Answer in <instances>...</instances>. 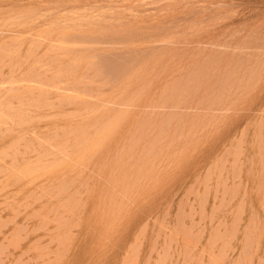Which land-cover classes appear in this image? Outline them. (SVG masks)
<instances>
[{"label": "rangeland", "instance_id": "rangeland-1", "mask_svg": "<svg viewBox=\"0 0 264 264\" xmlns=\"http://www.w3.org/2000/svg\"><path fill=\"white\" fill-rule=\"evenodd\" d=\"M0 45H1L0 56L3 57V58L1 57L2 59L0 58V112H1L0 113V138H1L0 145H2L0 146V264H55V263L83 264L85 262H86L85 264H122L123 262H124L123 264H134V263L135 264H160V263L194 264L195 261H196L195 264H205V263L206 264H218V263L219 264H257V263L263 264L264 263V252H263L264 251V230H263L264 229V212H263L264 211V181L260 180V179L264 180L263 178L264 173H262L264 172V166L261 167V165H264V152L262 153V150L264 151V144H263L264 134H262L264 133L263 131L264 130V122H263L264 120V112H263L264 111V0H0ZM2 51L4 54L2 53ZM160 52L162 53V56L156 55L157 57L155 61L154 55L157 53L161 55ZM83 54L84 55L87 54V56H89L88 54H90L91 57L89 58L91 60L89 59L90 61H86L85 59L88 58L86 57L84 59L86 61L85 62L83 59L80 58L83 56ZM76 55H78L77 57H79L80 59H76L75 57ZM165 55L167 56L165 57ZM223 57L225 61L223 60ZM159 59L161 64L158 62ZM221 59L223 61L222 66H225L224 64H228L226 65V67L227 66L228 67L226 70L225 67L221 66L222 70L219 71L220 77H222L223 74L225 77V74L227 73L226 71H228V73L231 75H229L228 73L227 74L232 78L230 79L231 81H229L228 79L230 77H228V79L225 80V78L228 76L227 74L224 79L223 77L220 79L219 76L214 75L216 76L217 79L219 78V81H222V79H223L222 82L225 81L224 85L221 83L222 87L220 86V84L218 85V80L216 81V79L215 80L213 79L214 76L212 78L210 77L209 80L206 79L207 77H209L208 75L211 72H214V70H216V67H214L213 65L217 64L219 60L221 61ZM81 60H83L82 63ZM154 61L157 64L158 63L159 64L157 65ZM179 61L181 63H179ZM97 64L100 65L98 66ZM144 64L145 65L147 64L148 67L145 66ZM170 64H172L171 67L173 69L169 67ZM138 65L140 67L141 65H143L142 68L145 69L147 67V69H149V70L145 69V72H143L145 75L141 72L144 78L146 76V79L143 80L144 82L141 81L144 78L140 77L142 76L140 75L136 77V82L133 83L134 84L133 87L132 85L128 84L127 81H126V85L128 84L131 87L128 85L126 86L124 81L127 80V78L132 74L131 72L134 71L133 69H135ZM212 66L214 67L213 69L211 68ZM168 67L170 68V70L168 69ZM166 68H167V72H165ZM228 68L230 69V71ZM128 73L130 75H128ZM257 76L258 78H256ZM139 77L141 78V80H137L140 79ZM236 78L237 80H235ZM191 80L193 82H191ZM253 80H255V82H253ZM206 81L208 82L210 81L212 83L210 84V82L207 83ZM215 82H217V85L219 87L215 86L216 84L215 85L213 84ZM227 83L231 85L229 86ZM208 84L212 85L211 86L212 88L209 87L210 90H208L207 88V86H210ZM232 84H234V86ZM104 85L105 87H103ZM150 85L152 86L150 87ZM196 86L198 88H196ZM227 86L228 88H226ZM166 87L168 89H164ZM192 87L193 89L194 88L198 89V91L194 89L195 90L194 92L192 90ZM200 87L202 90L203 88L204 89L207 88L206 89L207 92L206 90H204L205 93L200 92L201 91ZM213 87L216 89H213ZM178 88L180 90L186 88L190 89V91L189 90L186 91L187 94L185 95L183 94V95L185 97L189 96L186 99H189L191 97L193 98L186 101L183 95L177 96ZM224 88L227 91L225 93L222 92ZM146 89L148 90L150 89V90L148 91ZM227 89L228 90L230 89L229 90L230 92ZM163 90H165V92ZM121 91H122V95H120ZM143 91L146 94L145 98H144L145 94ZM209 91L211 92L209 93ZM142 92L143 94H141ZM147 92L150 97L148 99H147L148 97ZM151 92L152 95L150 96ZM197 92L200 93H198L197 95ZM131 93H132V97H131ZM207 93L209 97L205 96L207 95ZM200 94L203 95V97H201ZM210 94L211 96L213 95V97H211ZM136 95L138 96V98L142 97L140 98L141 100L142 99L145 100L141 101L140 99L135 97ZM225 95H227V97H225L226 99L224 100ZM157 96L160 99H158ZM198 96L200 98H198ZM133 97H135V99ZM152 98H153L152 102L154 104L150 102ZM177 98L179 99V101L176 100ZM194 99L196 100L195 105H194L195 103ZM207 99H210L211 101L208 100L209 101L208 102ZM137 100H140V102ZM147 100L149 103L147 102ZM220 100H222L223 102H220ZM135 101H137V103H135ZM182 101L183 102L186 101L185 104ZM155 103L157 104L159 109L157 108ZM208 103L209 106H206L208 105ZM149 104H151V106H149ZM183 104H184V108H183ZM88 105H90L91 107H89ZM154 108L155 110H153ZM194 108L195 110H193ZM197 108L200 110H198ZM26 109H29V111ZM121 109L122 111H124L125 114H129L130 116L129 115L125 116L122 114V116H124V118H121L123 122L121 124V127H119L120 129L118 128V130L116 131L118 132L120 130L122 132L120 133L119 131L116 137L114 134L112 140H110L112 142L114 141L113 143L116 142L115 146L111 147L112 144L109 145L111 143L109 141L110 142L108 143L109 147L106 145L107 146L106 148L105 146H103L104 148L102 147L104 150L99 149L103 151V153H101L100 151L99 153L101 154H98L99 150L97 151L95 150L94 152H92L95 153L94 154L95 156L89 152V156H87L88 160L84 156H83L84 158H82L84 160H82L80 157H78V159L80 158V160H78L76 158L78 155L75 154L78 153V151L75 150L74 147L75 146L74 143L76 142V137L74 135L77 136L78 133L75 132H78V129H80V127L81 129L83 128L82 130H84L85 127L86 130L89 129L90 133L92 134L91 130L94 131L95 128L92 129L91 127L93 125L91 124L97 123L95 122L96 119L93 117L97 116L98 118L97 117L96 118L97 120H99V122L102 121L104 118L102 122H105L108 121V119L111 118L112 115H115V117H120L121 115L119 116L118 114L116 116V114L120 112ZM108 110H109L108 114H110V112H113V114L112 113L110 114L111 116L105 113ZM112 110L116 111V113H114V111ZM125 110H127V112ZM139 110L141 113L139 112ZM148 110L149 113L151 112L150 114L148 113ZM144 111H146L145 114L142 113ZM155 111H157V113ZM178 112L181 114H179ZM189 112H191L192 115L190 114L189 116ZM134 113L137 115L138 118L137 119L136 116H134V119L135 120L137 119L136 122L134 119H132L133 115H135ZM153 113H156L157 119L155 118V114ZM158 114H160V116ZM163 114L165 115V117ZM145 115H147L148 117H145ZM102 116L103 118L101 120ZM176 116L179 117L175 121ZM187 116H189L190 118L189 117L187 118ZM192 116H194L195 118L198 117H202V118L194 119ZM83 117L85 118L82 119ZM126 118L130 120L132 119L133 122L132 120L130 121L127 120ZM162 119L164 120V122L162 121ZM202 119L203 121H200ZM258 119H260L261 121ZM92 120L95 123H91L89 125L90 127L85 126L88 125L89 122H91ZM144 120L145 123H143ZM153 120H155V122L158 121V124L160 120L162 122H160V124L157 125L158 126L157 127L156 126L157 123H155ZM187 120L189 121V123L187 122ZM125 121L127 123L126 126L123 125ZM152 121L155 124L151 125ZM165 121L166 124H164ZM183 121L185 122V124ZM206 121L209 123H206ZM147 122L150 123L151 130L152 128L154 129L156 126V129H154V131L152 132L153 134H155L156 133L155 130L158 131L160 127L161 129L162 127L165 129L164 131L165 133L162 130V134L164 133L162 136L165 135V137H161L162 144L165 145L162 146L160 140L158 144L159 149L158 151L155 150L156 152L155 155L158 152L160 157L157 154L156 155L157 157L153 156L152 158L154 159L156 157L152 162L153 163L152 165H155L154 163L156 161L159 164L156 162L155 166L153 167H150L152 165L149 166L150 168H152L151 171L150 168L149 169L147 168L146 170H144L143 174L135 173L136 174L135 175L134 172H132L134 171V168L133 167L131 168L129 164H131V162L133 163V161L136 162L131 164L134 165L135 169L137 168L136 164H138V166L141 164L142 162L141 159H144L143 149L144 147H146L145 144L148 145L150 143L147 141L146 137L149 138L148 140H152L150 139V137L153 138L154 136L153 134L149 133L151 132V130L148 129L149 125L147 126L148 124ZM170 122L172 125H169ZM195 122H197V124ZM82 123H84V125ZM139 123H141L140 125L144 126V128L149 131H147L146 137L142 136L145 140H143L141 137V142L140 140L139 141L136 140V142H134L135 144L134 143L132 144V142L135 140H133L134 137L132 138L131 135L134 134V132H136V128L137 129L139 128L138 127ZM192 123L197 125L199 130H197L196 129L197 127ZM249 123L251 124L249 125ZM259 123L262 125L260 126V130H261L260 132H258L259 131L258 126L260 125ZM133 124L135 125V127ZM162 124H164V126H162ZM210 124H212L213 126ZM97 125L98 123L95 124V127H97ZM187 125L189 127H187ZM123 126L126 127L127 130L131 128V130H129L130 132L129 131L127 132ZM151 126L154 127L151 128ZM201 127L203 128L202 131H200ZM142 128L143 127L138 129L137 131L141 132ZM170 128H171V132H170ZM132 129L135 131L133 132ZM172 130L175 132L172 133ZM185 130H187L186 132H189L190 134L186 133ZM193 130H195L194 132L197 133L192 132ZM68 131L73 132L72 133L73 135L70 132L68 133ZM208 131H211L209 132L211 136L208 134ZM90 133L88 135H90ZM192 133L194 134L191 135ZM65 134L67 135L65 136ZM135 134L137 135L139 133L137 132ZM150 134L153 136H151ZM17 135L20 136H18L17 138ZM124 135H127V137L126 136L124 137ZM148 135H150V137H148ZM198 135L200 137H198ZM251 135L253 136L251 137ZM120 136L122 138H120ZM128 137L129 139L132 138L130 139L132 141L131 142L129 141V143H127L129 140ZM172 137H175L173 138L174 141L173 139L171 140ZM190 137L192 140L190 139ZM71 138L73 140H71ZM136 138L138 139L139 137L136 136ZM195 138L196 140L199 138L198 143L195 140ZM16 139L18 140V142ZM125 139L127 140L125 141ZM169 139L170 141H168ZM239 139L240 141L242 140L244 141L240 142L238 141ZM250 139H251V143H248L246 140L250 141ZM65 140H68L66 141V144L67 143L69 144L66 145ZM182 141L184 143L180 144V142ZM122 142H125V145H123ZM169 142L171 143L169 144ZM176 142L177 144H174ZM126 144L129 147H127ZM129 144H132V146H130ZM160 144L161 147H159ZM250 144L252 147L250 146ZM121 145H123V148ZM117 146L119 147L117 148ZM138 146H140L139 149ZM193 146L195 148L197 146L199 147H197L196 149L194 148L195 149L194 150L192 149ZM259 146H261L262 148L261 147L259 148ZM120 147L122 149H120ZM165 148H169V149L167 150ZM171 148L173 150H176L177 148L178 151H174L175 153H172ZM185 148H187V150ZM235 148L237 149V151ZM123 149L125 153L122 152ZM130 149L132 151H130ZM240 149L243 151H241ZM253 149L254 151H252ZM48 150H50L49 153ZM110 150L111 152H108ZM115 150L116 152H114ZM118 150L119 152L121 151L120 152L121 154L124 153L126 167L127 165L130 167L123 168L125 167V165L124 166L122 165V167L117 166L118 168L115 166L117 169H115L113 166H112L113 168L111 167V165H113L114 161L116 160V158H118V155L120 154L118 153ZM190 150L192 151L190 152ZM164 151H166L167 153L168 151L170 152L168 153V155H170L168 156L169 158L166 157L167 153L165 155ZM234 151L236 153H234ZM238 151H240L241 153H239ZM129 152H130L129 155L130 157H128ZM44 153L46 154V156ZM132 153L133 155L135 154L134 155L135 157L133 156L134 159L132 158ZM141 153H143V156ZM102 154H104V156L106 155V157H104ZM249 154H251L252 157ZM254 154L255 156H257V158L254 156ZM90 155L92 156L90 157ZM101 156L104 158H101ZM126 156L128 157V159L129 158L130 159L128 160ZM189 156L191 157L189 158ZM249 156L251 158L247 159ZM73 157H75V159ZM95 157L97 159L99 158L98 160L100 162L97 159L96 160L98 162L95 161L94 160ZM60 158L63 159L61 160ZM44 159H45V163H44ZM65 159L67 160L64 161ZM68 159L71 162L68 164L69 165L72 164L71 166L67 164ZM103 159L105 160L104 162L102 161ZM107 159L108 161H106ZM170 159L173 161H171ZM76 160L80 162H77ZM234 160H235L234 162L235 165L233 163ZM63 161L65 164L62 163ZM127 161H129V163ZM166 162L167 164H165ZM46 163H48L49 165L45 167ZM82 163L84 164L86 163L87 165L85 164L86 165L85 166ZM104 164H106V166H104ZM236 164L238 165L237 167ZM96 165L98 166V168ZM63 166H65L64 170L62 168ZM102 166L104 169H102ZM109 166L111 169L109 168ZM220 166L222 167L224 166V168ZM250 166L252 168H250ZM59 167H60V171H59ZM95 167H96V171H95ZM155 167H156V171L155 169H153ZM212 167L215 168L214 170L215 173L210 172L213 171ZM227 167L229 168L227 169ZM235 167L236 168L239 167L238 168L239 171ZM246 167L248 168V172ZM45 168L48 169L46 170ZM122 168L126 170V172L124 171L125 172L124 175L122 173L123 171ZM97 169L99 170V172ZM87 170L90 172H88ZM119 170H121L120 172L122 173L124 178L126 175L127 176L130 175V172H132L130 176L134 174L132 178L139 177L138 180L136 178L133 179L134 181L133 183L128 182L127 185L133 191L132 192L128 190L127 192H129L130 194L124 192L126 190L124 189V187H126L127 189L129 188L125 184L124 179L120 181V179H122L123 176H121L120 178L117 176L118 174L116 175V173H119L118 172ZM44 171H47V173ZM104 171L105 173H103ZM109 171L112 173V175ZM94 172H97L98 174L95 173L94 175L93 174ZM224 172H226L225 173V175L227 174L226 176H224ZM237 172L240 174L241 177L243 176L244 177L243 178H241L240 176L238 177ZM99 173H101V176ZM156 173L158 175H156ZM216 173H218L221 176L218 178L217 177L218 174ZM54 174L55 177L52 178ZM105 174H107L108 176ZM149 174H151L152 177ZM147 175L149 176L148 178ZM207 175H210V178H208L209 176ZM86 176H88L89 178ZM112 176L114 180L110 179L112 178ZM59 177H63V178H59ZM90 177L92 181L93 180L95 181L91 182ZM144 177L147 179H145ZM150 177H151L150 180L151 184L154 183V185L152 184V186L149 181ZM49 178L53 179V180L51 179L52 183ZM67 178H68L67 180L68 184L70 183L68 186L69 188L66 186L67 183H64V180ZM85 178L88 181H86ZM116 178L119 179V183L121 182L120 185L122 184V182H124V184L121 186L123 189L119 190L120 188L118 187L119 185L116 186V184H114L116 183L115 182ZM132 178L129 177L128 179H132ZM225 178L227 180H225ZM232 178L233 181L231 182ZM97 179L98 182L96 183ZM249 179L253 180V182L252 181L250 182ZM59 180L63 182L64 187L61 186L62 183L59 184L58 182ZM139 180H141V182ZM222 180H224L223 183L225 184H221ZM259 180L261 183L260 186L258 182ZM261 181L263 182V184ZM81 182H84L82 184L85 186L81 185ZM109 182H110V186L112 185L111 186L112 189L110 188V191L115 193L116 191L119 190L118 191L119 193L117 192L115 193V195H117L119 199L113 198L116 204L115 209L116 208L119 209V207H121L117 205L116 200H118L120 202V205H122L121 208L125 207L124 209H126V210L124 209L122 210V213L123 214L125 213V215L120 214L121 216L118 217L120 218V220L117 219L118 222L116 220L117 223L114 224V226L116 227L114 228V226L112 225L113 228L111 229V231L110 229L109 231H107L108 228L106 229L103 223L95 222V218H96L95 212L97 213L98 210L97 208L100 205H104V203L106 202L105 200H103V203H100L99 205L98 201L101 200V198L103 199L108 198L107 196H109L111 193L109 191L110 193H108L109 195L107 194L106 197L100 196L102 192H104V188H105V192L106 191L108 192ZM130 182H132V180ZM207 182L208 184L212 185V187L208 184H207L208 187H205ZM257 182H258V186H257ZM28 183L30 184L27 185ZM74 183L80 186L78 187ZM92 183L97 185L94 186ZM140 183L142 184L140 185ZM250 183H252L253 185ZM52 184L53 185L57 184L60 187V189H58L56 185L54 190L52 189L53 190L52 192L51 188H49L53 186ZM113 184L118 188V189L116 188L117 190L114 189L115 187H113L114 186ZM231 184L234 186H232ZM74 185L75 187H73ZM89 185H91V187ZM221 185H223L224 187L222 188ZM86 186L88 187L87 189L85 188ZM251 186L254 187L252 189L253 191L251 190L252 188ZM255 187L257 189H255ZM78 188H80V190ZM49 189L51 190L50 193L52 196L49 193L50 191ZM67 189L71 191L68 193ZM134 189L137 191H135ZM46 190L49 191L47 192ZM77 190H79L78 193ZM121 190L124 194L120 192ZM207 190H209V193ZM63 191H65V193H63ZM84 191L85 193H83ZM229 192H231V195ZM248 192H250V194H248ZM35 193H37L38 196H36L37 194L35 195ZM55 193H57V197ZM131 193H134V197L131 196ZM223 193L225 194V196L223 195ZM85 194L87 196H85ZM68 195H70L71 200L67 199L65 201V205L69 204V207L70 205L72 207V202L74 201L76 202V204L73 203L74 207H72L73 209L70 207L71 208L70 210L68 209L69 207H67V205L65 206L64 204H62L64 203L63 201L65 200L64 199L65 197L69 198ZM228 195L229 198L227 197ZM71 196L74 198H72ZM245 196L248 197L246 198ZM249 196L252 198L250 199ZM35 197H39V198H35ZM81 197L82 199H79ZM77 199H78V203H77ZM223 199L224 200L228 199V201L226 200L227 201L226 202ZM239 200H241V202ZM67 201H70L71 203ZM125 201H128L126 203L127 205L129 204L128 206L125 205L124 203ZM81 202L83 203L85 202L84 205ZM242 202L244 204H242ZM108 203L109 202H107V204ZM107 204L106 206L110 205L112 207V203L108 205ZM249 204L252 207H250ZM50 205H52L53 207ZM57 205L61 207H57ZM79 206H81V208H79ZM110 206L108 207L110 208ZM242 206L245 208H243ZM54 207L55 208L57 207L58 209L57 208L53 209ZM75 207L81 209V211L76 210L77 208ZM82 207L83 208L85 207L84 210L82 209ZM241 207L245 210V211L243 210L244 214H242V211L240 212L239 210ZM106 209L108 208L106 207ZM66 210L67 212L69 211L68 212L69 215L68 213H65ZM73 210L77 212V215ZM82 213H83L82 215L83 218L80 215ZM156 215L158 219L156 218ZM63 218L67 220L65 219L63 220ZM48 221L49 223H47ZM254 221H257L258 223ZM251 223L253 227H250L252 226ZM254 223L257 224L256 228H254L255 227ZM94 228L96 230H94ZM236 228L239 229L240 232H238V230H235ZM230 230L231 232H229ZM94 232L97 235H95ZM98 232L100 235L98 234ZM219 233L220 235H218ZM215 234L217 236H215ZM174 235L177 236L178 238L177 241L179 243L175 241L176 236ZM187 236H189L188 239ZM254 236L256 237L255 239ZM107 237L109 238L107 239ZM88 238L90 241H88ZM103 238L104 240L102 242ZM185 238L187 239L188 242H186ZM91 239H93L92 242ZM98 239H100V241ZM183 239L185 240V242L183 241ZM171 240L173 241L172 243H170ZM254 240L257 241L253 243L252 241ZM77 241L79 245L77 244ZM95 241L97 244L95 243ZM60 243H62L63 245L59 246ZM74 243H76V246H74ZM183 243L185 246L183 245ZM95 244L97 246H95ZM179 244L181 246H179ZM103 245L105 246L103 247ZM92 247H94L95 249L94 248L92 249ZM239 247L240 249H238ZM95 251L97 255H95ZM182 253L183 255H181ZM135 256L139 257L137 261H135L136 260ZM97 257L98 259L96 260ZM131 257H133L135 260L131 259ZM194 257L196 259H194ZM163 259L165 260V262ZM131 260L133 262H131Z\"/></svg>", "mask_w": 264, "mask_h": 264}, {"label": "bare ground", "instance_id": "bare-ground-1", "mask_svg": "<svg viewBox=\"0 0 264 264\" xmlns=\"http://www.w3.org/2000/svg\"><path fill=\"white\" fill-rule=\"evenodd\" d=\"M8 14H9V13H8ZM106 15H107V14H106ZM23 16H24V15H23ZM19 18H20V17H19ZM18 20H19V19H18ZM51 20H52V19H51ZM10 21H11V20H10ZM115 22H116V21H115ZM23 23H24V22H23ZM23 23H22V24H23ZM100 23H101V22H100ZM102 24H103V23H102ZM99 25H100V24H99ZM105 25H106V24H105ZM111 25H112V24H111ZM5 27H6V26H5ZM95 27H97V26H95ZM99 27H100V26H99ZM101 27H102V26H101ZM84 28H85V27H84ZM88 28H89V27H88ZM92 28H93V27H92ZM128 28H129V27H128ZM101 29H102V28H101ZM103 29H104V28H103ZM106 29H107V28H106ZM106 29H105V30H106ZM119 29H120V28H119ZM121 30H122V29H121ZM114 32H115V31H114ZM4 35H5V34H4ZM83 36H84V35H83ZM41 37H42V36H41ZM59 37H60V36H59ZM61 37H62V36H61ZM80 39H81V38H80ZM69 40H70V39H69ZM10 41H11V40H10ZM35 42H36V41H35ZM70 43H71V42H70ZM81 43H82V42H81ZM143 43H144V42H143ZM35 44H36V43H35ZM100 44H101V43H100ZM1 45H2V44H1ZM1 45H0V46H1ZM5 45H7V44H5ZM59 45H60V44H59ZM86 45H87V44H86ZM49 46H50V45H49ZM69 46H70V45H69ZM239 46H240V45H239ZM75 47H76V46H75ZM91 47H92V46H91ZM2 48H3V47H2ZM48 48H49V47H48ZM86 48H87V47H86ZM86 48H85V49H86ZM6 49H7V48H6ZM56 49H57V48H56ZM64 49H65V48H64ZM67 49H69V48H67ZM8 50H9V49H8ZM78 50H79V49H78ZM176 50H177V49H176ZM210 50H211V49H210ZM6 51H7V50H6ZM233 51H234V50H233ZM33 52H34V51H33ZM151 52H152V51H151ZM2 53H3V51H2ZM9 53H10V52H9ZM95 53H96V52H95ZM165 53H166V52H165ZM230 53H231V52H230ZM0 54H1V53H0ZM3 54H4V53H3ZM160 54H161V55H159V54L157 53V54L154 55V56H155V61H156V57H157L156 55H158V56H162V53H161V52H160ZM169 54H170V53H169ZM169 54H168V55H169ZM171 54H172V53H171ZM252 54H253V53H252ZM5 55H6V54H5ZM85 55H86V56H85ZM85 55L83 54V56L80 57V58L84 60L86 57H88V58H86L85 60H86V61H90L91 59H90L89 57H91V55H90V54H88L89 56H87V54H85ZM238 55H240V54H238ZM77 56H78V55L75 56L76 59H80V58L77 57ZM166 56H167V55H165V57H166ZM233 56H234V55H233ZM256 56H257V55H256ZM1 57H2V56H0V58H1ZM92 57H93V55H92ZM2 58H3V57H2ZM2 58H1V59H2ZM130 58H131V57H130ZM158 58H159V57H158ZM161 58H162V57H161ZM208 58H209V57H208ZM89 59H90V60H89ZM134 59H135V58H134ZM167 59H168V58H167ZM210 59H211V58H210ZM239 59H240V58H239ZM241 59H242V58H241ZM83 60H81V63H82ZM85 60H84V61H85ZM157 60H158V59H157ZM174 60H175V59H174ZM202 60H203V59H202ZM223 60L225 61L224 57H223ZM250 60H251V59H250ZM255 60H256V59H255ZM258 60H260V59H258ZM77 61H78V60H77ZM86 61H85V62H86ZM152 61H153V60H152ZM155 61H154V62H155ZM175 61H176V60H175ZM175 61H174V63H175ZM214 61H215V59H214ZM48 62H49V61H48ZM158 62L161 64L160 59H159ZM172 62H173V60H172ZM220 62H221V63H220ZM231 62H232V61H231ZM87 63H88V62H87ZM155 63H156V62H155ZM159 63H158V64H159ZM170 63H171V62H170ZM179 63H181V62L179 61ZM91 64H92V62H91ZM156 64H157V63H156ZM158 64H157V65H158ZM206 64H207V63H206ZM206 64H205V65H206ZM262 64H263V63H262ZM97 65L99 66L100 64H97ZM144 65H145V64H144ZM154 65H155V64H154ZM163 65H164V64H163ZM163 65H162V66H163ZM171 65H172V64H170L169 67H171ZM181 65H182V64H181ZM207 65H208V64H207ZM211 65H212V64H211ZM211 65H210V66H211ZM215 65H216V66H215ZM215 65H213V66L216 67V70H214V72H211V70L214 68V67L212 66V67H211L212 69L210 70L211 73L209 74V72H208V74H209L208 76H209V77H207L206 79L209 80V78H210V77L212 78L214 75L219 76L220 79H221L222 77H223V79L226 77V74L228 73V71H226L227 73L225 74V77H224V74H223L225 71L222 73L223 76H222V74H221L222 77H220L219 71L222 70V67H225L226 70H227V67H228V66L226 67V65H228V64H224L225 66H222V65H223V61H222V59H221V61L219 60L218 63L215 64ZM80 66H81V64H80ZM90 66H91V65H90ZM119 66H120V65H119ZM133 66H134V65H133ZM145 66H147V64H146ZM177 66H179V65H177ZM194 66H195V65H194ZM221 66H222V67H221ZM123 67H124V66H123ZM142 67H143V65H141V67L138 65L135 69H133V70H134L133 72L130 71V72L132 73L131 75L128 73V75H130V76L128 77L129 79L127 78V80L124 81V82H125V85H126V81H127L128 84L132 85V87H133V85H134L133 83L136 82V77L142 75L141 72H142V73L145 72V69H147L148 66H147L145 69L142 68ZM169 67H168V69L170 70ZM173 67H174V66H173ZM175 67H176V66H175ZM185 67H186V66H185ZM162 68H163V67H162ZM171 68H172V67H171ZM188 68H189V67H188ZM201 68H202V66H201ZM220 68H221V69H220ZM225 68H223V69H225ZM237 68H238V67H237ZM260 68H261V66H260ZM172 69H173V68H172ZM174 69H176V68H174ZM205 69H206V68H205ZM228 69H229V68H228ZM233 69H234V68H233ZM147 70H149V69H147ZM147 70H146V71H147ZM157 70H158V68H157ZM169 70H168V71H169ZM181 70H182V69H181ZM202 70H203V68H202ZM256 70H257V69H256ZM160 71H161V70H160ZM160 71H159V72H160ZM175 71H176V70H175ZM206 71H207V70H206ZM229 71H230V69H229ZM165 72H167V68L165 69ZM221 72H222V71H221ZM221 72H220V73H221ZM147 73H148V72H147ZM193 73H194V72H193ZM215 73H217V74H215ZM234 73H235V72H234ZM117 74H118V73H117ZM143 74H144V73H143ZM167 74H170V73H167ZM228 74H229V73H228ZM228 74H227V75H228ZM125 75H126V74H125ZM144 75H145V74H144ZM146 75H148V74H146ZM190 75H191V74H190ZM192 75H193V74H192ZM229 75H231V74H229ZM229 75L225 78V80L228 79V77H230ZM243 75H244V74H243ZM115 76H116V75H115ZM187 76H188V75H187ZM236 76H237V75H236ZM261 76H262V75H261ZM134 77H135V78H134ZM140 77H143V75L140 76ZM140 77H139V78H140ZM233 77H234V76H233ZM248 77H249V76H248ZM259 77H260V76H259ZM143 78H144V77H143ZM219 78L217 79L216 76L213 77L214 80H215V79H216V81L218 80V85L220 84V86L222 87L221 83L224 85V84H225V83H224L225 81L222 82L223 79H222V81H219ZM243 78H244V77H243ZM256 78H258V76H257ZM256 78H254V79H256ZM119 79H120V78H119ZM145 79H146V76H145V78L142 79V80H141V78H140V79H137V80H141V81H143V80H145ZM182 79H183V78H182ZM230 79H232V78L230 77L228 80L231 81ZM261 79H262V78H261ZM123 80H124V79H123ZM193 80H194V79H193ZM196 80H197V79H196ZM233 80H234V79H233ZM233 80H232V81H233ZM235 80H237V78H236ZM242 80H243V79H242ZM258 80H259V79H258ZM120 81H121V80H120ZM141 81H140V82H141ZM151 81H152V80H151ZM174 81H175V79H174ZM181 81H183V80H181ZM240 81H241V80H240ZM143 82H144V81H143ZM166 82H167V81H166ZM191 82H193V81L191 80ZM191 82H190V83H191ZM195 82H196V81H195ZM206 82L209 83L210 81H209V82L206 81ZM206 82H205V83H206ZM219 82H220V83H219ZM246 82H247V81H246ZM253 82H255V80H253ZM94 83H95V82H94ZM99 83H100V82H99ZM131 83H132V84H131ZM138 83H139V82H138ZM211 83H212V82H210V84H211ZM243 83H244V82H243ZM243 83H242V84H243ZM247 83H248V82H247ZM97 84H98V83H97ZM128 84H127V85H128ZM135 84H136V83H135ZM210 84H208V85H210ZM213 84H214V85L216 84L215 86L219 87V86L217 85V82H215V83H213ZM227 84H228V83H227ZM107 85H108V84H107ZM114 85H115V84H114ZM116 85H117V83H116ZM127 85H126V86H127ZM130 85H128V86H130ZM140 85H141V84H140ZM155 85H156V84H155ZM155 85H153V86H155ZM191 85H192V84H191ZM199 85H200V84H199ZM206 85H207V84H206ZM206 85H205V86H206ZM228 85H229V84H228ZM230 85H231V84H230ZM230 85H229V86H230ZM232 85L234 86V84H232ZM65 86H66V85H65ZM123 86H124V85H123ZM151 86H152V85H150V87H151ZM165 86H166V84H165ZM167 86H168V85H167ZM193 86H194V85H193ZM211 86H212V85L207 86L208 90H210L209 87L212 88ZM250 86H251V85H250ZM100 87H101V86H100ZM103 87H105V85H104ZM115 87H116V86H115ZM130 87H131V86H130ZM137 87H138V86H137ZM172 87H173V86H172ZM181 87H182V86H181ZM203 87H204V86H203ZM224 87H225V86H224ZM241 87H242V86H241ZM243 87H245V86H243ZM251 87H252V86H251ZM251 87H250V88H251ZM85 88H86V87H85ZM127 88H128V87H127ZM134 88H135V87H134ZM179 88H180V87H179ZM179 88H178L179 91L177 90V94H178L177 96H179V95L181 96V95H183V94L185 95V94H187L186 91H188V90L190 91V89H187V88H186V89H183V90H180ZM183 88H184V87H183ZM196 88H198V87L196 86ZM196 88H194V89H196ZM204 88H205V87H204ZM204 88H203V90H202L201 87H200V89H201L200 92H204V90L207 89V88H206V89H204ZM226 88H228V86H227ZM245 88H247V87H245ZM79 89H80V88H79ZM150 89H151V88H150ZM150 89H149V90H150ZM164 89H168V88L166 87V88H164ZM194 89H193V87H192V90L195 92ZM213 89H216V88L213 87ZM213 89H211V90H213ZM248 89H249V88H248ZM251 89H252V88H251ZM124 90H125V89H124ZM124 90H123V91H124ZM130 90H131V89H130ZM132 90H133V89H132ZM146 90H148V89H146ZM149 90H148V91H149ZM219 90H220V89H219ZM221 90H222V89H221ZM223 90H224V91H223ZM223 90H222V92H224V93L227 92V91L225 90V88H224ZM227 90H228V89H227ZM229 90H230V89H229ZM229 90H228V91H229ZM243 90H244V89H243ZM163 91L165 92V90H163ZM196 91H198V89H196ZM215 91H216V90H215ZM235 91H236V90H235ZM92 92H93V91H92ZM126 92H127V90H126ZM129 92H130V91H129ZM143 92H144V91H143ZM143 92H142L141 94H143ZM172 92H173V91H172ZM172 92H171V93H172ZM200 92H197V95H198V93H200ZM206 92H207V90H206ZM210 92H211V91H209V93H210ZM217 92H218V91H217ZM219 92H220V91H219ZM229 92H230V91H229ZM239 92H240V91H239ZM239 92H238V93H239ZM86 93H87V91H86ZM117 93H118V92H117ZM139 93H140V91H139ZM157 93H158V92H157ZM171 93H170V94H171ZM191 93H192V92H191ZM204 93H205V92H204ZM204 93H203V94H204ZM213 93H214V92H213ZM123 94H125V93H123ZM129 94H130V93H129ZM129 94H128V95H129ZM144 94H145V92H144ZM193 94H194V93H193ZM221 94H222V93H221ZM227 94H228V93H227ZM248 94H249V93H248ZM120 95H122V91H121V94H120ZM128 95H127V96H128ZM137 95H138V94H137ZM137 95H136L135 97L138 98ZM147 95H148V92H147ZM151 95H152V92H151L150 96H151ZM160 95H162V94H160ZM184 95H183V96H184ZM188 95H189V94H188ZM188 95H187V96H188ZM191 95H192V94H191ZM195 95H196V94H195ZM200 95H201V94H200ZM230 95H231V94H230ZM18 96H19V95H18ZM183 96H182V97H183ZM205 96H208V93H207V95H205ZM205 96H204V97H205ZM210 96H211V94H210ZM83 97H84V95H83ZM102 97H103V96H102ZM128 97H129V96H128ZM131 97H132V93H131ZM135 97H133V98L135 99ZM145 97H146V94H145L144 98H145ZM173 97H174V96H173ZM184 97H185V96H184ZM188 97H189V96H188ZM188 97H185V99L188 98ZM201 97H203V95H201ZM208 97H209V96H208ZM211 97H213V95H212ZM225 97H227V95L224 96V100L226 99ZM237 97H238V96H237ZM99 98H100V97H99ZM126 98H127V97H126ZM140 98H142V97H139L138 99H140ZM148 98H150L149 95H148L147 99H148ZM155 98H156V95H155ZM157 98H158V96H157ZM178 98H181V97H178ZM178 98H177L176 100L179 101ZM191 98H193V97H191ZM191 98H189V99H191ZM198 98H200V97L198 96ZM222 98H223V97H222ZM228 98H229V97H228ZM76 99H77V98H76ZM90 99H91V98H90ZM108 99H110V98H108ZM158 99H160V98H158ZM189 99H186V101L189 100ZM195 99H197V98H195ZM195 99H194V100H195ZM233 99H234V98H233ZM237 99H238V98H237ZM8 100H9V99H8ZM21 100H23V99H21ZM140 100H141V99H140ZM140 100H137V101L140 102ZM142 100H143V99H142ZM142 100H141V101H142ZM144 100H145V99H144ZM144 100H143V101H144ZM180 100H181V99H180ZM182 100H183V98H182ZM208 100H210V99H207V101H208ZM218 100H219V99H218ZM235 100H236V99H235ZM2 101H3V100H2ZM2 101H1V102H2ZM24 101H25V100H24ZM92 101H93V100H92ZM137 101H135V103H137ZM152 101H153V98H152V100H151L150 102H152ZM186 101H185V102H186ZM198 101H200V100H198ZM210 101H211V100H210ZM76 102H77V101H76ZM109 102H110V101H109ZM128 102H129V101H128ZM139 102H138V103H139ZM147 102H148V100H147ZM158 102H159V101H158ZM162 102H163V101H162ZM167 102H168V101H167ZM167 102H166V103H167ZM173 102H174V101H173ZM182 102H183V101H182ZM185 102H183V103L185 104ZM191 102H192V101H191ZM191 102H190V103H191ZM208 102H209V101H208ZM220 102H223V101L220 100ZM94 103H95V102H94ZM148 103H149V102H148ZM152 103H153V102H152ZM159 103H160V102H159ZM171 103H172V102H171ZM199 103H201V102H199ZM204 103H205V101H204ZM212 103H213V102H212ZM218 103H219V101H218ZM218 103H217V104H218ZM130 104H132V103H130ZM153 104H154V103H153ZM155 104H156V103H155ZM184 104H183V108H184ZM195 104H196V100H195L194 105H195ZM225 104H226V103H225ZM90 105H91V104H90ZM90 105H88V106L91 107ZM139 105H140V104H139ZM144 105H145V104H144ZM186 105H187V104H186ZM190 105H191V104H190ZM192 105H193V104H192ZM202 105H203V103H202ZM231 105H232V104H231ZM231 105H230V106H231ZM85 106H86V105H85ZM127 106H128V105H127ZM129 106H130V105H129ZM149 106H151V104H149ZM156 106H157V104H156ZM166 106H167V105H166ZM196 106H197V105H196ZM206 106H209V103H208V105H206ZM15 107H16V106H15ZM138 107H139V106H138ZM144 107H145V106H144ZM152 107H153V105H152ZM152 107H151V109H152ZM154 107H155V106H154ZM163 107H164V106H163ZM194 107H195V106H194ZM200 107H201V106H200ZM27 108H28V107H27ZM36 108H37V107H36ZM76 108H77V107H76ZM105 108H106V107H105ZM142 108H143V107H142ZM147 108H149V107H147ZM157 108H158V106H157ZM180 108H181V107H180ZM186 108H187V107H186ZM195 108H196V107H195ZM195 108H194L193 110H195ZM198 108H199V107H198ZM198 108H197V109H198ZM14 109H15V108H14ZM53 109H54V108H53ZM78 109H79V108H78ZM88 109H89V108H88ZM107 109H108V108H107ZM124 109H125V108H124ZM158 109H159V108H158ZM158 109H157V110H158ZM191 109H192V108H191ZM205 109H207V108H205ZM205 109H204V110H205ZM212 109H213V108H212ZM228 109H229V108H228ZM228 109H227V110H228ZM7 110H8V109H7ZM17 110H18V109H17ZM26 110L29 111V109H26ZM79 110H80V109H79ZM109 110H110V109H109ZM109 110L106 111L105 113L108 114ZM143 110H144V109H143ZM143 110H141V111H143ZM145 110H146V109H145ZM153 110H155V108H154ZM179 110H180V109H179ZM184 110H185V109H184ZM184 110H183V111H184ZM198 110H200V109H198ZM201 110H203V109H201ZM216 110H217V109H216ZM11 111H13V110H11ZM14 111H16V110H14ZM22 111H23V110H22ZM33 111H34V110H33ZM74 111H75V110H74ZM112 111H114V110H112ZM125 111L127 112V110H125ZM130 111H131V110H130ZM146 111H147V110H146ZM146 111H144V112H142V113L145 114ZM159 111H160V110H159ZM180 111H181V110H180ZM221 111H222V110H221ZM7 112H8V111H7ZM9 112H10V111H9ZM20 112H21V110H20ZM20 112H19V113H20ZM132 112H133V111H132ZM139 112H140V110H139ZM139 112H138V113H139ZM155 112L157 113V111H155ZM167 112H168V111H167ZM167 112H166V113H167ZM172 112H173V111H172ZM194 112H195V111H194ZM202 112H203V111H202ZM261 112H262V111H261ZM263 112H264V111H263ZM0 113H1V112H0ZM4 113H5V112H4ZM75 113H76V112H75ZM75 113H73V114H75ZM77 113H78V112H77ZM84 113H85V112H84ZM111 113L113 114V112H110V114H111ZM114 113H116V111H114ZM140 113H141V112H140ZM148 113H149V110H148ZM148 113H147V114H148ZM150 113H151V112H150ZM150 113H149V114H150ZM156 113H153V114H155V118L157 119V117H156V116H157ZM160 113H161V112H160ZM162 113H163V112H162ZM178 113H179V112H178ZM187 113H188V112H187ZM198 113H199V112H198ZM205 113H206V112H205ZM208 113H209V112H208ZM224 113H225V112H224ZM5 114H6V113H5ZM7 114H8V113H7ZM69 114H70V113H69ZM110 114H108V115L111 116ZM118 114H119V116H120V115H121V116H120V117H115V115H112V117L109 118L108 121H105V122H102V121L104 120V118H103V116H102V117H101V120H102V118H103V120L100 121L101 123L99 122V120H97L98 117L95 115L97 118H96V117H93V118H95V119H96V120L94 119L95 122L98 123L97 127H95V124H97V123L93 122V120H92L91 122H89L88 125H85V126L88 127L91 123H95V124H91V125H93L91 128H92V129L95 128V130H94V131L91 130V132H92V134H93V132H94V134H96V135L93 134V136H92V134L90 133V130H89L88 128H87L88 130H86L85 127H84V130H82L83 128L81 129V127H80V129L77 128V129H78V132H75V133H78L79 135H78V134H77V136L74 135V136L76 137V142H75V143L73 142L75 146L72 145V146L75 147V150L78 151V153H75V154L78 155V156L76 157L77 159H78V157H80L81 159L84 158V157L87 158V156H89V152L92 153V152H94L95 150L97 151V150H99V149H103V148H104L103 146H105V148H106V147L108 146V143H110V142H111V143H110L109 145L112 144L111 147L115 146V143H116V142L113 143L114 141L112 142V141H110V140H112L114 134H115V137H116V135H118L117 133L120 131V130H119L118 132H116V131L118 130V128L121 127V124H122V122H123V120H122L121 118H124V116H122V114L125 115V116H126V115H127V116L129 115V114H125L124 111H122V109L120 110V112H118V113L116 114V116H117ZM134 114H135V113H134ZM144 114H143V116H144ZM164 114H165V113H164ZM164 114H163V115H164ZM179 114H181V113H179ZM190 114H191V112H189V116H190ZM193 114H194V113H193ZM200 114H201V113H200ZM9 115H10V114H9ZM21 115H22V114H21ZM33 115H34V114H33ZM38 115H39V114H38ZM71 115H72V113H71ZM71 115H70V116H71ZM78 115H79V114H78ZM81 115H82V114H81ZM98 115H99V114H98ZM108 115H107V116H108ZM158 115L160 116V114H158ZM167 115H168V114H167ZM191 115H192V114H191ZM202 115H203V114H202ZM206 115H207V114H206ZM210 115H211V114H210ZM216 115H217V114H216ZM3 116H4V115H3ZM25 116H26V115H25ZM90 116H91V115H90ZM104 116H105V115H104ZM129 116H130V115H129ZM134 116H136V118H137V115L135 114V115H133L132 119H134ZM138 116H139V115H138ZM150 116H151V115H150ZM150 116H149V117H150ZM153 116H154V115H153ZM184 116H186V115H184ZM189 116H187V118H188ZM194 116H195V115H194ZM194 116H192L194 119L202 118V117L195 118ZM196 116H197V115H196ZM200 116H201V115H200ZM1 117H2V116H1ZM49 117H50V116H49ZM75 117H76V116H75ZM113 117H114V118H113ZM145 117H148V116L145 115ZM164 117H165V115H164ZM178 117H179V116H178ZM178 117H177V116L175 117V118H176L175 121L177 120ZM224 117H225V116H224ZM22 118H23V117H22ZM37 118H38V117H37ZM37 118H36V119H37ZM84 118H85V117H83L82 119H84ZM127 118H128V117H127ZM127 118H126V119H127ZM151 118H153V117H151ZM155 118H154V119H155ZM189 118H190V117H189ZM253 118H254V117H253ZM29 119H30V118H29ZM46 119H47V117H46ZM50 119H51V118H50ZM132 119H131V120H132ZM137 119H138V118H137ZM137 119H136V120H137ZM139 119H140V118H139ZM143 119H144V118H143ZM147 119H148V118H147ZM159 119H161V118H159ZM179 119H180V118H179ZM182 119H183V118H182ZM56 120H57V119H56ZM75 120H76V119H75ZM90 120H91V119H90ZM90 120H89V121H90ZM127 120H130V119H127ZM131 120H130V121H131ZM134 120H135V119H134ZM136 120H135V122H136ZM145 120H146V119H145ZM145 120H144L143 123H145ZM190 120H192V119H190ZM258 120H260V119H258ZM258 120H257V121H258ZM262 120H263V119H262ZM23 121H24V120H23ZM27 121H28V120H27ZM68 121H69V120H68ZM141 121H142V120H141ZM148 121H150V120H148ZM153 121L155 122V120H153ZM153 121H152V122H153ZM162 121L164 122L163 119H162ZM162 121L160 120V122H162ZM168 121H169V120H168ZM179 121H180V120H179ZM184 121H185V119H184ZM184 121H183V122H184ZM197 121H198V120H197ZM200 121H203V119L200 120ZM204 121H205V120H204ZM209 121H210V120H209ZM213 121H214V119H213ZM257 121H256V122H257ZM260 121H261V120H260ZM75 122H77V121H75ZM85 122H86V121H85ZM132 122H133V120H132ZM138 122H139V121H138ZM138 122H137V123H138ZM152 122H151V125L157 123V124H156V126H157V125L160 124V122H159V124H158V121L155 122V123H154V122L152 123ZM187 122L189 123L188 120H187ZM191 122H192V121H191ZM256 122H255V123H256ZM263 122H264V120H263ZM39 123H40V122H39ZM124 123H126V121H125ZM124 123H123V125L126 126L127 123H126V124H124ZM147 123H148L147 126L149 125V126H148L149 128H148L146 125H145V126H146L148 129H150V123H149V122H147ZM179 123H180V122H179ZM188 123H187V124H188ZM195 123L197 124V122H195ZM206 123H209V122L206 121ZM206 123H205V124H206ZM253 123H254V122H253ZM51 124H52V123H51ZM63 124H64V123H63ZM65 124H66V123H65ZM67 124H68V123H67ZM82 124L84 125V123H82ZM85 124H86V123H85ZM140 124H141V123H139V126L137 125V126L139 127L138 129H140L141 127L144 128V126H142V125H140ZM164 124H166V121H165ZM164 124H162V126H164ZM181 124H183V123H181ZM184 124H185V122H184ZM192 124H194V123H192ZM198 124H199V122H198ZM250 124H251V123H249V125H250ZM259 124H260V123H259ZM22 125H23V124H22ZM53 125H54V124H53ZM53 125H52V126H53ZM133 125H134V124H133ZM143 125H144V124H143ZM169 125H172L171 122H170ZM188 125H189V124H188ZM188 125H187V127L190 126V125H189V126H188ZM194 125H195V124H194ZM210 125H212V124H210ZM210 125H209V126H210ZM257 125H258V124H257ZM65 126H66V125H65ZM77 126H78V125H77ZM130 126H131V125H130ZM140 126H141V127H140ZM156 126H155L154 129H156ZM195 126L197 127V125H195ZM212 126H213V125H212ZM260 126H262V125L260 124V125L258 126V127H259V128H258L259 131L257 130L258 132L261 131V130H260ZM36 127H37V126H36ZM75 127H76V126H75ZM89 127H90V126H89ZM123 127H124V126H123ZM128 127H129V126H128ZM134 127H135V125H134ZM152 127H154V126H151V128H152ZM157 127H158V126H157ZM159 127H160V126H159ZM174 127H176V126H174ZM174 127H173V128H174ZM180 127H181V126H180ZM180 127H179V128H180ZM202 127H204V126H202ZM202 127H201V130H200V131H202V129H203ZM207 127H208V126H207ZM59 128H60V127H59ZM71 128H72V126H71ZM91 128H90V129H91ZM124 128L126 129V127H124ZM132 128H133V127H132ZM143 128H142V130H141V132L143 131L142 133H141L140 131H137V130H138L137 128H136V132H134L135 130L132 129L133 132H134V134L137 133V132L139 133V134H137V135H136V134H135V135H134V134L131 135L132 138L134 137L133 140H135V141L132 142V144H133L134 142H136V140H138V141L140 140V142H141V137H142V136H144V137L147 136V131H149V130H147V129H145V128H144V130H143ZM165 128H166V127H165ZM167 128H169V127H167ZM173 128H172V129H173ZM205 128H206V126H205ZM54 129H55V128H54ZM119 129H120V128H119ZM121 129H122V128H121ZM125 129H124V130H125ZM154 129H153V128H152V130L150 129L151 132H149V133L153 134L152 132L154 131ZM157 129H158V128H157ZM183 129H184V128H183ZM187 129H188V128H187ZM189 129H190V128H189ZM196 129L199 130L198 127H197ZM246 129H247V127H246ZM129 130H131V128H130ZM129 130L126 129L127 132H128ZM145 130H146V131H145ZM162 130H163V132L165 131V129H164L163 127H162V129H161V127H160V129H158V131L155 130L156 133L153 134L154 136L150 134L151 136H153V138L150 137V135H148V137H150V139H152V140H148L149 138L146 137L147 141L150 142V143H149L148 145L145 144L146 147H144V149H143V147H142V145H141V147H142V149H143V153H144V159H141L142 162H141V160H140L141 164L139 163V164H140L139 166H138V164H136V165H137V168H136V169H135L134 165H131V164L136 163V162L133 161V163L131 162V164H129V165L131 166V168H132V167L134 168V171H132L133 169L131 170L132 172H134V174H135V173H139V174L142 173V174H143V173H144V170H146L147 168L149 169L150 167H153V166L156 165V162H157V161L154 163L155 165H152V164H153L152 162H153L154 159L157 157L156 155L158 154V152H157V154L155 155V153H156L155 150L158 151V149H159V148H158V144H159V141H160V140H161L160 143L162 144V139H161V137H165V135L162 136V135L165 133V132H164V133L162 134ZM173 130H174V129H173ZM173 130H172V133L175 132V131H173ZM176 130H177V129H176ZM179 130H181V129H179ZM262 130H263V129H262ZM166 131H167V130H166ZM177 131H178V130H177ZM186 131H187V130H185V132H186ZM194 131H195V130H193L192 132H194ZM200 131H199V132H200ZM211 131H212V130H211ZM211 131H208V134H209V132H211ZM263 131H264V130H263ZM9 132H10V131H9ZM69 132H70L71 134L73 133V132H71V131H68V133H69ZM115 132H116V133H115ZM121 132H122V131H120V133H121ZM129 132H130V131H129ZM170 132H171V128H170ZM178 132H179V131H178ZM199 132H198V133H199ZM204 132H205V130H204ZM17 133H18V132H17ZM24 133H25V132H24ZM24 133H23V134H24ZM53 133H54V132H53ZM64 133H65V132H64ZM89 133H90L91 136L88 135ZM131 133H132V132H131ZM140 133H141V134H140ZM149 133H148V134H149ZM180 133H181V131H180ZM180 133H179V134H180ZM186 133H189V132H186ZM186 133H185V134H186ZM194 133H197V132H194ZM194 133H192L191 135H193ZM252 133H253V132H252ZM15 134H16V133H15ZM49 134H50V133H49ZM51 134H52V133H51ZM170 134H171V133H170ZM174 134H175V133H174ZM174 134H172V135H174ZM177 134H178V133H177ZM189 134H190V133H189ZM206 134H207V133H206ZM211 134H212V133H211ZM240 134H241V133H240ZM257 134H258V133H257ZM259 134H260V133H259ZM262 134H264V133H262ZM61 135H62V134H61ZM66 135H67V134H65V136H66ZM72 135H73V134H72ZM72 135H70V136H72ZM133 135H134V136H133ZM138 135H139V136H138ZM167 135H168V134H167ZM172 135H171V136H172ZM181 135H182V133H181ZM186 135H187V134H186ZM195 135H196V134H195ZM209 135H210V134H209ZM209 135H208V136H209ZM18 136H20V135H17V138H18ZM59 136H60V135H59ZM63 136H64V135H63ZM121 136H123V135H121ZM121 136H120V138H122ZM125 136L127 137V135H124V137H125ZM131 136H129V137H131ZM136 136L139 137V138L137 139ZM183 136H184V135H183ZM188 136H189V135H188ZM188 136H187V137H188ZM210 136H211V135H210ZM245 136H246V134H245ZM252 136H253V135H251V137H252ZM75 137H74V138H75ZM117 137H118V136H117ZM129 137H128V139H129ZM179 137H180V136H179ZM179 137H178V138H179ZM198 137H200V136L198 135ZM259 137H260V136H259ZM261 137H262V136H261ZM22 138H23V137H22ZM53 138H54V137H53ZM56 138H57V137H56ZM77 138H78V140H77ZM132 138H130V139H132ZM135 138H136V139H135ZM166 138H167V137H166ZM168 138H169V137H168ZM173 138H175V137H172L171 140H172ZM205 138H206V137H205ZM244 138H245V137H244ZM263 138H264V136H263ZM0 139H1V138H0ZM67 139H70V138H67ZM117 139H118V138H117ZM130 139L128 140L127 143H129V141H130V142L132 141V140H130ZM142 139L145 140L143 137H142ZM181 139H182V138H181ZM184 139H186V138H184ZM190 139H191V137H190ZM193 139H194V138H193ZM198 139H199V138H198ZM198 139L196 140V138H195V140L197 141V143H198ZM255 139H256V138H255ZM16 140H17V139H16ZM22 140H23V139H22ZM50 140H51V139H50ZM54 140H55V139H54ZM71 140H73V139L71 138ZM74 140H75V139H74ZM119 140H120V139H119ZM126 140H127V139H125V141H126ZM178 140H180V139H178ZM191 140H192V139H191ZM203 140H204V139H203ZM260 140H261V138H260ZM20 141H21V139H20ZM57 141H58V139H57ZM63 141H64V140H63ZM66 141H68V140H65V144H66ZM109 141H110V142H109ZM138 141H137V142H138ZM147 141H146V142H147ZM168 141H170V139H169ZM173 141H174V139H173ZM173 141H172V143H173ZM183 141H184V140H183ZM183 141L180 142V144H181V143H184ZM186 141H187V140H186ZM238 141H240V139H239ZM243 141H244V140H242V141H240V142H243ZM246 141H247L248 143H251V139H250V141H248V140H246ZM8 142H9V141H8ZM17 142H18V140H17ZM53 142H54V141H53ZM55 142H56V141H55ZM59 142H60V141H59ZM59 142H58V144H59ZM118 142H119V141H118ZM118 142H117V143H118ZM166 142H167V139H166ZM192 142H193V141H192ZM260 142H261V141H260ZM263 142H264V140H263ZM143 143H145V142H143ZM163 143H165V142H163ZM170 143H171V142H169V144H170ZM202 143H204V142H202ZM219 143H220V142H219ZM6 144H7V143H6ZM60 144H61V143H60ZM67 144H69V143H67ZM67 144H66V145H67ZM113 144H114V145H113ZM122 144L125 145V142H122ZM132 144H129V145L132 146ZM134 144H135V143H134ZM139 144H140V143H139ZM139 144H136V145H139ZM161 144L159 145V147H161ZM169 144H166V145H169ZM174 144H177V142L174 143ZM227 144H228V143H227ZM263 144H264V143H263ZM106 145H107V146H106ZM123 145H121L122 148H123ZM164 145H165V144H162V146H164ZM186 145H187V144H186ZM196 145H197V144H196ZM237 145H238V143H237ZM248 145H249V144H248ZM258 145H259V144H258ZM0 146H2V145H0ZM58 146H59V145H58ZM119 146H120V144H119ZM119 146H117V148H118ZM126 146H127V144H126ZM171 146H172V145H171ZM216 146H217V145H216ZM240 146H241V145H240ZM242 146H243V145H242ZM250 146H251V144H250ZM3 147H4V146H3ZM3 147H2V148H3ZM44 147H45V146H44ZM61 147H62V146H61ZM74 147H72V148H74ZM102 147H103V148H102ZM108 147H109V146H108ZM124 147H125V146H124ZM127 147H129V146H127ZM133 147H134V146H133ZM139 147H140V146H138V149H139ZM174 147H175V146H174ZM174 147H173V149H174ZM180 147H181V146H180ZM197 147H199V146H197ZM197 147H196V148H197ZM238 147H239V146H238ZM243 147H244V146H243ZM251 147H252V146H251ZM260 147H261V146H259V148H260ZM52 148H53V147H52ZM70 148H71V147H70ZM122 148L120 147V149H122ZM130 148H131V147H130ZM136 148H137V147H136ZM136 148H135V149H136ZM194 148H195V147L193 146L192 149H194ZM196 148H195V149H196ZM239 148H240V147H239ZM261 148H262V147H261ZM11 149H12V148H11ZM110 149H111V148H110ZM115 149H116V148H115ZM124 149H126V148H124ZM124 149L122 150V152H124ZM138 149H137V150H138ZM165 149L168 150L169 148H165ZM171 149H172V148H171ZM173 149H172V150H173ZM178 149H179V147H178ZM185 149L187 150V148H185ZM185 149H184V150H185ZM195 149H194V150H195ZM230 149H231V148H230ZM235 149H236V148H235ZM235 149H234V150H235ZM246 149H247V147H246ZM251 149H252V148H251ZM62 150H63V149H62ZM75 150H72V151H75ZM103 150H104V149H103ZM108 150H109V149H108ZM112 150H113V149H112ZM140 150H141V148H140ZM172 150H171L172 153H175L174 151H178L177 148H176V150H173V151H172ZM240 150H241V149H240ZM77 151H76V152H77ZM100 151H101V150L98 151V154L103 153V151H101V153H99ZM105 151H106V149H105ZM127 151H128V150H127ZM130 151H132V150L130 149ZM133 151H134V149H133ZM161 151H163V150H161ZM182 151H183V150H182ZM191 151H192V150H190V152H191ZM226 151H227V150H226ZM236 151H237V149H236ZM241 151H243V150H241ZM252 151H254V149H253ZM259 151H260V149H259ZM259 151H258V152H259ZM46 152H47V151H46ZM49 152H50V150H48V153H49ZM108 152H111V150L108 151ZM114 152H116V150H115ZM120 152H121V151H120ZM120 152H119V150H118V153H120ZM135 152H136V151H135ZM216 152H217V151H216ZM238 152L241 153L240 151H238ZM247 152H248V151H247ZM258 152H257V153H258ZM263 152H264V151L262 150V153H263ZM48 153H47V154H48ZM86 153H88V154H86ZM124 153H125V152H124ZM124 153H123V154L120 153V154L118 155V158H116V160H115V158H114L115 161H114V163L112 162L113 165H111V167L113 166L115 169H117L119 166L122 167V165H123V166L125 165V167H123V168L130 167V166H128V165H127V167H126V164H125L126 161H125V159H124ZM126 153H127V152H126ZM143 153H141L142 156H143ZM166 153H167V152L164 151V154H165V155H166ZM168 153H170V152L168 151ZM168 153H167V156H166V157L170 156V155H168ZM234 153H236V152L234 151ZM251 153H252V152H251ZM254 153H255V152H254ZM44 154H45V153H44ZM94 154H95V153H92V155H94ZM113 154H114V153H113ZM138 154H139V153H138ZM161 154H162V152H161ZM177 154H178V153H177ZM177 154H176V155H177ZM182 154H183V153H182ZM255 154H256V153H255ZM255 154H254V156H255ZM41 155H42V154H41ZM54 155H55V154H54ZM92 155H90V157H91ZM102 155L104 156V154H102ZM106 155H107V153H106ZM106 155H105L104 157H106ZM126 155H127V154H126ZM129 155H130V152H129V154H128V157H130ZM134 155H135V154H134ZM134 155H133V153H132V158H133ZM139 155H140V154H139ZM158 155H159V154H158ZM165 155H164V156H165ZM171 155H172V154H171ZM179 155H180V154H179ZM191 155H192V154H191ZM232 155H233V154H232ZM237 155H238V154H237ZM245 155H246V154H245ZM249 155L251 156V154H249ZM257 155H258V154H257ZM38 156H39V155H38ZM45 156H46V154H45ZM63 156H64V155H63ZM73 156H74V155H73ZM83 156H84V157H83ZM94 156H95V155H94ZM98 156H99V155H98ZM140 156H141V155H140ZM153 156H156V157H155L154 159H152ZM177 156H178V155H177ZM183 156H184V155H183ZM243 156H244V155H243ZM246 156H247V155H246ZM250 156H249L247 159H249V158L252 157V156H251V157H250ZM260 156H261V153H260ZM40 157H41V156H40ZM40 157H39V158H40ZM58 157H59V156H58ZM69 157H70V156H69ZM96 157H97V154H96ZM96 157L94 158L95 161H97V160L99 159V158L97 159ZM104 157L101 156V158H104ZM112 157H113V156H112ZM115 157H116V156H115ZM128 157L126 156L127 159H128ZM134 157H135V156H134ZM137 157H138V156H137ZM159 157H160V155H159ZM174 157H175V156H174ZM180 157H181V156H180ZM190 157H191V156H189V158H190ZM224 157H225V156H224ZM235 157H236V156H235ZM255 157L257 158V156H255ZM255 157H254V158H255ZM262 157H263V156H262ZM39 158H38V159H39ZM65 158H66V157H65ZM73 158L75 159V157H73ZM80 158H79L78 160H80ZM101 158H100V159H101ZM109 158H110V155H109ZM141 158H142V157H141ZM168 158H169V157H168ZM232 158H233V157H232ZM258 158H259V157H258ZM45 159H46V158H45ZM45 159H44V163H45ZM60 159H61V158H60ZM62 159H63V158H62ZM62 159H61V160H62ZM89 159H91V158H89ZM96 159H97V160H96ZM129 159H130V158H129ZM129 159H128V160H129ZM133 159H134V158H133ZM135 159H136V158H135ZM172 159H173V157H172ZM175 159H176V158H175ZM179 159H180V158H179ZM219 159H220V158H219ZM225 159H226V158H225ZM40 160H41V159H40ZM48 160H49V159H48ZM66 160H67V159H65L64 161H66ZM71 160H72V158H71ZM82 160H84V159H82ZM87 160H88V158H87ZM137 160H138V159H137ZM165 160H166V159H165ZM170 160H171V159H170ZM237 160H238V159H237ZM242 160H243V159H242ZM252 160H253V159H252ZM33 161H34V160H33ZM35 161H36V160H35ZM38 161H39V160H38ZM41 161H42V160H41ZM41 161H40V162H41ZM46 161H47V160H46ZM57 161H58V160H57ZM64 161H63L62 163H64ZM68 161H69V159H68ZM68 161H67V164H68V163H71L70 161H69V162H68ZM74 161H75V160H74ZM74 161H73V162H74ZM76 161H77V160H76ZM85 161H86V159H85ZM90 161H91V160H90ZM95 161H94V162H95ZM98 161H99V160H98ZM98 161H97V162H98ZM102 161L104 162L105 160L103 159ZM106 161H108V159H107ZM109 161H110V160H109ZM130 161H131V160H130ZM171 161H173V160H171ZM171 161H170V162H171ZM239 161H240V160H239ZM259 161H260V160H259ZM48 162H49V161H48ZM77 162H80V161H77ZM94 162H93V163H94ZM99 162H100V161H99ZM127 162L129 163V161H127ZM164 162H165V161H164ZM175 162H176V160H175ZM186 162H187V161H186ZM234 162H235V160L233 161V163H234ZM236 162H237V161H236ZM244 162H245V161H244ZM255 162H256V161H255ZM262 162H263V160H262ZM33 163H34V162H33ZM75 163H76V162H75ZM101 163H102V162H101ZM101 163H100V164H101ZM105 163H106V162H105ZM112 163H111V164H112ZM157 163H158V162H157ZM219 163H220V162H219ZM229 163H230V162H229ZM233 163H232V165H233ZM239 163H240V162H239ZM246 163H247V162H246ZM246 163H245V164H246ZM249 163H250V162H249ZM257 163H258V162H257ZM42 164H43V163H42ZM64 164H65V163H64ZM76 164H77V163H76ZM80 164H81V163H80ZM82 164L85 165L86 163H85V164L82 163ZM94 164H95V163H94ZM96 164H97V163H96ZM100 164H99V165H100ZM158 164H159V163H158ZM160 164H161V163H160ZM165 164H167V162H166ZM169 164H170V163H169ZM169 164H168V165H169ZM174 164H175V163H174ZM250 164H251V163H250ZM259 164H260V163H259ZM24 165H25V164H24ZM29 165H30V164H29ZM29 165H28V166H29ZM47 165H49V164L46 163V164H45V167H46ZM52 165H53V164H52ZM52 165H51V167H52ZM54 165H55V164H54ZM68 165H69V164H68ZM68 165H67V167H68ZM71 165H72V164H70L69 166H71ZM86 165H87V164H86ZM86 165H85V166H86ZM88 165H89V164H88ZM107 165H108V163H107ZM136 165H135V166H136ZM150 165H152V166H150ZM161 165H162V164H161ZM161 165H160V166H161ZM182 165H183V164H182ZM213 165H214V164H213ZM221 165H222V164H221ZM232 165H231V166H232ZM234 165H235V163H234ZM241 165H242V164H241ZM257 165H258V164H257ZM25 166H26V165H25ZM41 166H42V165H41ZM59 166H60V165H59ZM65 166H66V165H65ZM65 166L62 167L63 170H64V167H65ZM91 166H92V164H91ZM93 166H94V165H93ZM96 166H97V165H96ZM100 166H101V165H100ZM104 166H106V164H104ZM115 166H116V167L118 166V167L116 168ZM149 166H150V167H149ZM157 166H158V165H157ZM237 166H238V165L236 164V167H237ZM242 166H243V165H242ZM248 166H249V165H248ZM248 166H247V167H248ZM252 166H253V165H252ZM255 166H256V165H255ZM255 166H254V167H255ZM262 166H264V165H261V167H262ZM33 167H34V164H33ZM49 167H50V166H49ZM49 167H48V168H49ZM113 167H112V168H113ZM210 167H211V166H210ZM216 167H217V166H216ZM220 167H222V166H220ZM233 167H234V166H233ZM236 167H235V168H236ZM247 167H246V168H247ZM257 167H258V166H257ZM257 167H256V168H257ZM17 168H18V167H17ZM31 168H32V167H31ZM39 168H40V167H39ZM48 168H45V169L47 170ZM73 168H74V167H73ZM97 168H98V166H97ZM99 168H101V167H99ZM109 168H110V166H109ZM123 168H122V169H123ZM160 168H161V167H160ZM169 168H170V166H169ZM212 168H213V167H212ZM218 168H219V165H218ZM222 168H224V166H223ZM222 168H221V169H222ZM225 168H226V166H225ZM228 168H229V167H227V169H228ZM231 168H232V167H231ZM231 168H230V170H231ZM238 168H239V167H238ZM238 168H236V169L238 170ZM243 168H244V167H243ZM250 168H252V167L250 166ZM250 168H249V169H250ZM256 168H255V170H256ZM34 169H35V168H34ZM45 169H44V170H45ZM81 169H82V168H81ZM102 169H104L103 166H102ZM110 169H111V168H110ZM120 169H121V168H120ZM153 169H155V171H156V167L153 168ZM241 169H242V168H241ZM241 169H240V171H241ZM260 169H262V168H260ZM28 170H29V169H28ZM30 170H31V169H30ZM50 170H51V169H50ZM57 170H58V169H57ZM63 170H62V171H63ZM68 170H70V169H68ZM74 170H75V169H74ZM74 170H72V171H74ZM83 170H84V169H83ZM97 170H98V169H97ZM107 170H108V169H107ZM151 170H152V168H150V171H151ZM158 170H160V169H158ZM174 170H175V169H174ZM209 170H210V169H209ZM214 170H215V168H213V171H210V172L212 173V172H214ZM251 170H252V169H251ZM13 171H14V170H13ZM48 171H49V170H48ZM53 171H54V170H53ZM59 171H60V167H59ZM87 171H88V170H87ZM95 171H96V167H95ZM100 171H101V170H100ZM115 171H116V170H115ZM120 171H121V170H119V171H118L119 173H116V175L118 174L117 176L121 178V176L124 175V173L126 172V170L123 169V171H122L123 175H122V173H121ZM124 171H125V172H124ZM162 171H163V170H162ZM162 171H161V172H162ZM172 171H173V169H172ZM219 171H220V170H219ZM226 171H228V170H226ZM233 171H234V170H233ZM238 171H239V170H238ZM30 172H31V171H30ZM34 172H35V171H34ZM44 172L47 173V171H44ZM65 172H66V171H65ZM67 172H68V171H67ZM75 172H76V171H75ZM88 172H90V171H88ZM98 172H99V170H98ZM109 172H110V171H109ZM111 172H112V170H111ZM111 172H110V173H111ZM132 172H130V175H131ZM147 172H148V170H147ZM153 172H154V171H153ZM153 172H152V173H153ZM158 172H159V171H158ZM169 172H170V171H169ZM210 172H209V174H210ZM221 172H222V171H221ZM231 172H232V171H231ZM245 172H246V171H245ZM247 172H248V168H247ZM254 172H255V171H254ZM31 173H32V172H31ZM40 173H42V172H40ZM71 173H72V172H71ZM86 173H87V172H86ZM95 173H97V172H94L93 174L95 175ZM103 173H105V171H104ZM110 173H109V174H110ZM152 173H151V174H152ZM154 173H155V172H154ZM159 173H160V172H159ZM214 173H215V172H214ZM218 173H219V172H218ZM218 173H216V174H218ZM225 173H226V172H224V176L227 175V174L225 175ZM237 173H238V172H237ZM243 173H244V172H243ZM251 173H252V171H251ZM259 173H260V172H259ZM262 173H264V172H262ZM55 174H56V173H55ZM55 174H54V176L51 175V176H53L52 178L55 177ZM69 174H70V173H69ZM90 174H91V173H90ZM97 174H98V173H97ZM99 174H100V176H101V173H99ZM113 174H114V173H113ZM119 174H121V175H119ZM134 174H132V176H134ZM151 174H149V175L152 177ZM221 174H222V173H221ZM233 174H234V173H233ZM249 174H250V173H249ZM31 175H32V174H31ZM64 175H65V174H64ZM71 175H72V174H71ZM85 175H86V174H85ZM105 175H107V174H105ZM111 175H112V173H111ZM111 175H110V177H111ZM130 175H128V176L126 175L127 177L125 176V178H124V176H123L122 179H120V181L124 179L126 185L128 184V182H129V183H133V182H134L133 179H135L136 177H135V178H134V177L132 178V176H130ZM135 175H136V174H135ZM145 175H146V172H145ZM145 175H144V176H145ZM156 175H158V174L156 173ZM211 175H212V174H211ZM214 175H215V174H214ZM230 175H232V174H230ZM235 175H236V174H235ZM255 175H256V174H255ZM34 176H35V175H34ZM51 176H49V177H51ZM58 176H59V174H58ZM62 176H63V175H62ZM69 176H70V175H69ZM97 176H98V175H97ZM107 176H108V175H107ZM140 176H141V175H140ZM164 176H165V175H164ZM170 176H171V175H170ZM195 176H196V175H195ZM207 176H209L208 178H210V175H207ZM220 176H221V175H219V174L217 175L218 178H219ZM237 176L239 177L240 174L238 173ZM245 176H246V175H245ZM259 176H260V175H259ZM36 177H38V176H36ZM36 177H35V178H36ZM66 177H68V176H66ZM86 177H88V176H86ZM110 177H109V178H110ZM118 177H117V178H118ZM129 177H131L132 179H128ZM148 177H149V176L147 175V178H148ZM151 177H150L149 181L151 180ZM153 177H154V176H153ZM214 177H215V176H214ZM217 177H216V179H217ZM240 177H241V176H240ZM243 177H244V176H243ZM243 177H241V178H243ZM246 177H247V176H246ZM251 177H253V176H251ZM251 177H250V178H251ZM255 177H256V176H255ZM46 178H47V177H46ZM52 178H51V179H52ZM59 178H63V177H59ZM59 178H58V179H59ZM64 178H65V176H64ZM75 178H76V177H75ZM88 178H89V177H88ZM95 178H96V177H95ZM95 178H94V179H95ZM102 178H104V177H102ZM117 178H116V180H115L116 183H114V184H116V186L119 185V186H118V187H120L119 190H120V189H123L121 186L124 184V182H122V184L120 185L121 182L119 183V179H117ZM144 178H145V177H144ZM144 178H143V179H144ZM147 178H145V179H147ZM223 178H224V177H223ZM233 178H234V177H233ZM233 178H232L231 182L233 181ZM235 178H236V176H235ZM258 178H260V177H258ZM263 178H264V176H263ZM39 179H40V177H39ZM49 179H50V178H49ZM51 179H50V181H51V183H52V180H53V179H52V180H51ZM58 179H57V180H58ZM85 179H86V178H85ZM98 179H99V178H98ZM98 179H97L96 183L98 182ZM104 179H106V178H104ZM104 179H103V180H104ZM110 179H111V180H114L113 176H112V178H110ZM136 179L138 180L139 177L136 178ZM158 179H159V178H158ZM173 179H174V178H173ZM228 179H229V177H228ZM239 179H240V178H239ZM251 179H252V178H251ZM254 179H255V178H254ZM32 180H33V179H32ZM61 180H62V179H61ZM65 180H66V182H65ZM65 180H64V183H67L66 186L68 187L69 184H70V183L68 184V182H67L68 178L65 179ZM76 180H77V179H76ZM90 180H91V177H90ZM117 180H118V181H117ZM126 180H127V182H126ZM128 180H130V181L132 180V182H130V181H128ZM141 180H142V179H141ZM141 180H139V181L141 182ZM200 180H202V179H200ZM211 180H212V179H211ZM225 180H227V179L225 178ZM249 180H250V179H249ZM256 180H257V179H256ZM260 180L264 181L263 179H260ZM260 180L258 181V182H259V186L261 185ZM35 181H36V180H35ZM47 181H48V180H47ZM86 181H88V180L86 179ZM93 181H95V180H93ZM93 181L91 180V182H93ZM101 181H102V179H101ZM107 181H108V178H107ZM146 181H147V180H146ZM203 181H204V180H203ZM206 181H207V180H206ZM223 181H224V180H222V181H221L222 183H221V182H220V183H221V184H225V183H223ZM251 181L253 182V180H250V182H251ZM262 181H261V182H262ZM39 182H40V181H39ZM58 182H59V184L62 183L61 186L64 187V186H63V185H64L63 182H61L60 180H59ZM58 182H57V184H58ZM71 182H73V181H71ZM75 182H76V181H75ZM84 182H85V181H84ZM84 182H81V185H83L82 183H84ZM103 182H104V181H103ZM111 182H112V181H111ZM143 182H144V181H143ZM143 182H142V183H143ZM153 182H154V181H153ZM155 182H156V180H155ZM199 182H200V181H199ZM217 182H218V181H217ZM242 182H243V181H242ZM244 182H245V180H244ZM258 182H257V186H258ZM24 183H25V182H24ZM41 183H42V182H41ZM47 183H48V182H47ZM76 183H77V182H76ZM76 183H74V184H76ZM94 183H95V182H94ZM136 183H137V182H136ZM142 183H140V185H141ZM204 183H205V182H204ZM204 183H203V184H204ZM210 183H211V182H210ZM234 183H235V182H234ZM29 184H30V183H28L27 185H29ZM57 184H56V185H57ZM71 184H72V183H71ZM86 184H87V183H86ZM92 184H93V183H92ZM101 184H102V183H101ZM111 184H112V183H111ZM114 184H113V185H114ZM150 184H151V181H150ZM152 184L154 185V183H152ZM152 184H151V186H152ZM207 184H208V182L206 183V186H205V187H208ZM226 184H227V183H226ZM236 184H237V182H236ZM242 184H243V183H242ZM250 184H252V183H250ZM254 184H255V183H254ZM262 184H263V182H262ZM22 185H23V184H22ZM27 185H26V186H27ZM41 185H42V184H41ZM44 185H45V184H44ZM44 185H43V186H44ZM50 185H51V184H50ZM52 185H53V184H52ZM56 185H53L52 187H49V188H51V190H52V189L54 190V188L56 187ZM76 185H77V184H76ZM93 185L96 186L97 184H93ZM138 185H139V184H138ZM140 185H139V186H140ZM208 185H210V184H208ZM214 185H215V184H214ZM231 185H232V184H231ZM246 185H247V183H246ZM252 185H253V184H252ZM48 186H49V184H48ZM77 186H78V185H77ZM79 186H80V185H79ZM79 186H78V187H79ZM83 186H85V185H83ZM87 186H88V185H87ZM87 186L85 187L86 189L88 188ZM89 186L91 187V185H89ZM102 186H103V185H102ZM107 186H108V185H107ZM111 186H112V185H111ZM111 186H110V182H109V186H108V187H109V190H108V192H107V191L105 192V188H104V192H105V193L102 192V194L100 195V192H101V191L99 192V195L102 196V197H103V196L106 197L108 193H110V192H111V193H110V195L108 194L109 196H107L108 198H106V199H108V200L101 198L102 201L99 200V201H101V202L98 201V204L100 205V203H103V200H105V201H106V202H105L106 204H107V202H109L108 204L112 203V207H111L110 205L107 204L108 206H110V208H109V207L106 206V204L104 203V205H100V206L97 208V209H98V210H97V213L95 212V217H96V218H95V222L103 223L104 227H105L106 229L108 228L107 231H109V229H110V231H111V229L113 228L112 225L114 226V224L118 222L117 219L120 220V218H118V217L121 216L120 214H123V213H122V210L125 208V207H124V208H121L122 205H120V202H119L118 200H116L117 205H119V206H121V207H119V209H118V208L115 209V207H116L115 205H116V204H115L114 199L118 198L117 195H115V193H116V192L119 193V192H118L119 190L116 191V192L114 193V192L110 191ZM116 186H115V185L113 186V187H115L114 189L117 188ZM127 186H128V185H127ZM155 186H156V185H155ZM210 186L212 187V185H210ZM221 186H222V188L224 187L223 185H221ZM232 186H234V185H232ZM232 186H231V188H232ZM236 186H237V185H236ZM238 186H239V185H238ZM240 186H241V185H240ZM242 186H244V185H242ZM73 187H75V185H74ZM135 187H136V186H135ZM141 187H142V186H141ZM149 187H150V186H149ZM149 187H147V188H149ZM216 187H217V184H216ZM251 187H252V188H251V190H252L254 187H253V186H251ZM261 187H262V186H261ZM47 188H48V187H47ZM57 188L60 189V187H59L58 185H57ZM68 188H69V187H68ZM80 188H81V187H80ZM80 188H78V189L80 190ZM83 188H84V187H83ZM128 188H129V189H127L126 187H124V189H126L124 192H126L127 194H130V193L127 192V191H128V190L132 191V190L130 189L129 186H128ZM137 188H138V187H137ZM150 188H151V187H150ZM214 188H215V187H214ZM218 188H219V187H218ZM226 188H227V187H226ZM229 188H230V187H229ZM229 188H228V189H229ZM236 188H239V187H236ZM249 188H250V187H249ZM19 189H20V187H19ZM71 189H72V188H71ZM74 189H75V188H74ZM86 189H85V190H86ZM111 189H112V188H111ZM117 189H118V188H117ZM117 189H116V190H117ZM135 189H136V188H135ZM135 189H134V190H135ZM151 189H152V188H151ZM192 189H193V188H192ZM243 189H244V188H243ZM255 189H257V188L255 187ZM44 190H45V189H44ZM49 190H50V189H49ZM49 190H46V191L48 192ZM51 190L49 191V193L51 192ZM53 190H52V192H53ZM55 190H56V189H55ZM61 190H62V188H61ZM64 190H65V189H64ZM67 190H68V189H67ZM72 190H73V189H72ZM79 190H77V193H78ZM89 190H90V189H89ZM97 190H98V189H97ZM102 190H103V189H102ZM106 190H107V189H106ZM153 190H154V188H153ZM226 190H227V189H226ZM230 190H231V189H230ZM236 190H237V189H236ZM262 190H263V189H262ZM31 191H32V190H31ZM57 191H59V190H57ZM57 191H56V192H57ZM70 191H71V190H70ZM70 191L68 190V193H69ZM109 191H110V192H109ZM135 191H137V190H135ZM135 191H134V193H135ZM149 191H150V190H149ZM156 191H157V190H156ZM202 191H203V190H202ZM204 191H205V190H204ZM207 191H208V193H209V190H207ZM227 191H228V190H227ZM252 191H253V190H252ZM34 192H35V191H34ZM120 192H122V190H121ZM132 192H133V191H132ZM154 192H155V191H154ZM196 192H197V191H196ZM223 192H224V191H223ZM232 192H233V191H232ZM234 192H236V191H234ZM244 192H245V191H244ZM45 193H46V192H45ZM45 193H44V194H45ZM49 193H47V194H49ZM57 193H58V192H57ZM57 193H55L56 197H57ZM61 193H62V191H61ZM63 193H65V191H63ZM68 193H67V194H68ZM75 193H76V192H75ZM80 193H81V192H80ZM83 193H85V191H84ZM91 193H92V191H91ZM126 193H125V194H126ZM134 193H131V196L134 197ZM137 193H138V192H137ZM137 193H136V194H137ZM208 193H206V194H208ZM229 193H230V195H231V192H229ZM229 193H228V194H229ZM32 194H34V193H32ZM36 194H37V193H35V195H36ZM58 194H59V193H58ZM86 194H87V193H86ZM86 194H85V196H87ZM104 194H106V195H104ZM122 194H124V193L122 192ZM151 194H152V193H151ZM248 194H250V192H248ZM50 195H51V193H50ZM59 195H60V194H59ZM59 195H58V196H59ZM70 195H71V194H70ZM70 195H68L69 198H66V197L64 198V197H63L65 200L63 201L64 203H62V204L65 205V201H66L67 199H70V200H71ZM88 195H89V194H88ZM114 195H115V197H114ZM143 195H144V194H143ZM213 195H214V194H213ZM223 195L225 196L224 193H223ZM234 195H235V194H234ZM237 195H238V194H237ZM31 196H32V195H31ZM36 196H38V194H37ZM40 196H43V195H40ZM40 196H39V197H40ZM51 196H52V195H51ZM53 196H54V195H53ZM100 196H98V197H100ZM120 196H122V195H120ZM128 196H130V195H128ZM243 196H244V194H243ZM5 197H6V196H5ZM11 197H13V196H11ZM26 197H27V196H26ZM32 197H33V196H32ZM39 197H35V198H39ZM54 197H55V196H54ZM71 197H72V196H71ZM90 197H91V194H90ZM185 197H186V196H185ZM204 197H205V196H204ZM227 197L229 198V195H228ZM230 197H231V196H230ZM234 197H235V196H234ZM245 197L247 198L248 196H245ZM245 197H244V198H245ZM249 197H250V196H249ZM22 198H23V197H22ZM41 198H42V197H41ZM52 198H53V197H52ZM72 198H74V197H72ZM76 198H77V197H76ZM113 198H114V199H113ZM131 198H132V197H131ZM144 198H146V197H144ZM151 198H152V197H151ZM168 198H169V197H168ZM221 198H222V197H221ZM225 198H226V197H225ZM242 198H243V197H242ZM251 198H252V197H250V199H251ZM11 199H12V198H11ZM24 199H25V198H24ZM60 199H62V198H60ZM79 199H82V197L79 198ZM87 199H88V198H87ZM98 199H100V198H98ZM118 199H119V198H118ZM142 199H143V198H142ZM41 200H42V199H41ZM72 200H73V199H72ZM123 200H124V199H123ZM144 200H145V199H144ZM144 200H143V201H144ZM184 200H185V199H184ZM201 200H202V198H201ZM204 200H205V199H204ZM223 200H224V199H223ZM226 200L228 201V199H226ZM226 200H224V201H226ZM227 201H226V202H227ZM229 201H232V200H229ZM234 201H235V200H234ZM239 201L241 202V200H239ZM250 201H251V200H250ZM61 202H62V200H61ZM67 202H70V201H67ZM118 202H119V204H118ZM127 202H128V201H125V202H124L125 205H127V204H126ZM137 202H138V201H137ZM137 202H136V203H137ZM244 202H245V201H244ZM49 203H51V202H49ZM70 203H71V202H70ZM73 203L76 204V202H75V201L72 202V207H74V204H73ZM77 203H78V199H77ZM81 203H83V202H81ZM84 203H85V202H84ZM84 203H83V205H84ZM87 203H88V202H87ZM96 203H97V202H96ZM187 203H188V202H187ZM238 203H239V202H238ZM248 203H249V202H248ZM26 204H27V203H26ZM62 204H61V205H62ZM121 204H122V203H121ZM130 204H131V203H130ZM236 204H237V203H236ZM240 204H241V203H240ZM242 204H244V203L242 202ZM30 205H31V204H30ZM48 205H49V204H48ZM52 205H53V204H52ZM52 205H50V206H52ZM58 205H59V203H58ZM58 205H57V207H61V206H58ZM66 205H67V207H69V204H66ZM66 205H65V206H66ZM77 205H78V204H77ZM79 205H80V204H79ZM83 205H82V206H83ZM128 205H129V204H128ZM128 205H127V206H128ZM237 205H238V204H237ZM245 205H246V204H245ZM75 206H76V205H75ZM85 206H86V205H85ZM127 206H126V207H127ZM135 206H137V205H135ZM139 206H140V205H139ZM166 206H167V205H166ZM203 206H204V205H203ZM213 206H214V205H213ZM224 206H226V205H224ZM238 206H239V205H238ZM249 206L252 207L250 204H249ZM15 207H16V206H15ZM52 207H53V206H52ZM57 207H56V208H57ZM70 207H71V205H70ZM70 207L68 208L69 210L72 208V207H71V208H70ZM90 207H91V206H90ZM106 207H107L109 210L106 209ZM163 207H164V206H163ZM163 207H162V209H163ZM242 207H243V206H242ZM242 207H241V208H242ZM247 207H248V206H247ZM56 208L54 207L53 209H56ZM75 208H77V207H75ZM79 208H81V206H79ZM79 208H77L76 210H80V211H81V209H79ZM84 208H85V207H84ZM84 208L82 207L83 210H84ZM215 208H216V207H215ZM218 208H219V207H218ZM222 208H223V206H222ZM234 208H235V207H234ZM241 208H240V209L238 208V209L240 210V212L242 211V214H244V213H243V210H244L243 208H245V207H243L242 209H241ZM57 209H58V208H57ZM61 209H62V208H61ZM64 209H65V208H64ZM72 209H73V208H72ZM133 209H134V208H133ZM203 209H204V208H203ZM238 209H236V210H238ZM59 210H60V209H59ZM86 210H87V209H86ZM86 210H85V211H86ZM94 210H95V209H94ZM124 210H126V209H124ZM135 210H136V209H135ZM190 210H191V209H190ZM220 210H221V209H220ZM220 210H219V211H220ZM28 211H29V210H28ZM64 211H65V210H64ZM64 211H63V212H64ZM73 211H74V210H73ZM73 211H72V212H73ZM88 211H89V210H88ZM92 211H93V210H92ZM95 211H96V210H95ZM128 211H129V210H128ZM154 211H155V209H154ZM177 211H178V210H177ZM213 211H214V209H213ZM213 211H212V212H213ZM219 211H217V212H219ZM244 211H245V210H244ZM247 211H248V210H247ZM9 212H10V210H9ZM63 212H62V214H63ZM68 212H69V211H68ZM68 212H67V210H66L65 213H68ZM74 212H75V211H74ZM74 212H73V213H74ZM123 212H124V211H123ZM125 212H126V211H125ZM222 212H223V211H222ZM228 212H229V211H228ZM233 212H234V211H233ZM236 212H237V211H236ZM238 212H239V211H238ZM240 212H239V213H240ZM263 212H264V211H263ZM49 213H50V212H49ZM57 213H58V212H57ZM75 213H76V215H77V212H75ZM90 213H91V212H90ZM142 213H143V212H142ZM215 213H216V212H215ZM255 213H256V212H255ZM60 214H61V213H60ZM93 214H94V213H93ZM93 214H91V215H93ZM219 214H220V213H219ZM242 214H241V215H242ZM249 214H250V213H249ZM23 215H24V214H23ZM65 215H66V214H65ZM68 215H69V213H68ZM71 215H72V214H71ZM78 215H79V214H78ZM80 215H81V217H82L83 213L80 214ZM85 215H86V214H85ZM89 215H90V214H89ZM123 215H125V213H124ZM127 215H128V214H127ZM127 215H126V216H127ZM163 215H164V214H163ZM211 215H212V214H211ZM239 215H240V214H239ZM247 215H248V214H247ZM58 216H59V215H58ZM133 216H134V215H133ZM185 216H186V215H185ZM217 216H218V215H217ZM221 216H222V215H221ZM236 216H237V215H236ZM41 217H42V215H41ZM59 217H60V216H59ZM90 217H91V216H90ZM159 217H160V216H159ZM215 217H216V216H215ZM227 217H228V216H227ZM251 217H252V216H251ZM25 218H26V217H25ZM66 218H67V217H66ZM82 218H83V217H82ZM156 218H157V215H156ZM192 218H193V217H192ZM34 219H35V218H34ZM50 219H51V218H50ZM55 219H56V218H55ZM64 219H65V218H63V220H64ZM84 219H85V218H84ZM88 219H89V218H88ZM149 219H150V218H149ZM157 219H158V218H157ZM222 219H224V218H222ZM56 220H57V219H56ZM59 220H60V219H59ZM65 220H67V219H65ZM116 220H117V222H116ZM128 220H129V219H128ZM219 220H220V219H219ZM241 220H242V219H241ZM251 220H252V219H251ZM54 221H55V220H54ZM42 222H43V221H42ZM70 222H71V220H70ZM70 222H69V223H70ZM87 222H88V221H87ZM129 222H130V221H129ZM254 222L258 223L257 221H254ZM47 223H49V221H48ZM92 223H93V222H92ZM208 223H209V222H208ZM214 223H215V222H214ZM216 223H217V222H216ZM218 223H219V222H218ZM225 223H226V222H225ZM256 223H254V224H255V227H254V228H256V225H257ZM12 224H13V223H12ZM33 224H34V223H33ZM70 224H71V223H70ZM81 224H82V223H81ZM197 224H198V223H197ZM98 225H99V224H98ZM103 225H102V226H103ZM119 225H120V224H119ZM143 225H144V224H143ZM178 225H179V224H178ZM223 225H224V222H223ZM251 225H252V223H251ZM13 226H14V225H13ZM60 226H61V225H60ZM75 226H76V225H75ZM88 226H89V225H88ZM102 226H101V227H102ZM117 226H118V225H117ZM120 226H121V225H120ZM150 226H151V225H150ZM229 226H230V225H229ZM233 226H234V225H233ZM58 227H59V226H58ZM58 227H57V229H58ZM104 227H103V228H104ZM115 227H116V226H114V228H115ZM141 227H142V226H141ZM151 227H152V226H151ZM163 227H164V226H163ZM230 227H231V226H230ZM250 227H253V225L250 226ZM6 228H7V227H6ZM59 228H60V227H59ZM70 228H71V226H70ZM95 228H97V227H95ZM95 228H94V230H96ZM99 228H100V227H99ZM125 228H126V227H125ZM139 228H140V227H139ZM156 228H157V227H156ZM217 228H218V227H217ZM223 228H224V227H223ZM257 228H258V227H257ZM55 229H56V228H55ZM186 229H187V228H186ZM199 229H200V228H199ZM214 229H215V228H214ZM219 229H220V228H219ZM87 230H88V229H87ZM102 230H103V229H102ZM102 230H101V231H102ZM113 230H114V229H113ZM133 230H134V229H133ZM152 230H153V228H152ZM160 230H161V229H160ZM164 230H165V229H164ZM190 230H191V229H190ZM220 230H221V229H220ZM220 230H219V231H220ZM227 230H228V229H227ZM235 230H238V232H240L239 229H237V228H236ZM257 230H258V229H257ZM263 230H264V229H263ZM92 231H93V229H92ZM98 231H99V230H98ZM143 231H144V230H143ZM216 231H217V230H216ZM247 231H248V230H247ZM247 231H246V232H247ZM255 231H256V230H255ZM69 232H71V231H69ZM112 232H113V231H112ZM119 232H120V231H119ZM138 232H139V231H138ZM224 232H225V231H224ZM229 232H231V230H230ZM229 232H228V233H229ZM235 232H236V231H235ZM249 232H250V231H249ZM256 232H257V231H256ZM36 233H37V232H36ZM67 233H68V232H67ZM67 233H66V234H67ZM87 233H88V232H87ZM87 233H86V234H87ZM94 233H95V232H94ZM104 233H105V232H104ZM109 233H111V232H109ZM139 233H140V232H139ZM191 233H192V232H191ZM226 233H227V232H226ZM66 234H65V235H66ZM98 234H99V232H98ZM136 234H137V233H136ZM136 234H135V235H136ZM211 234H212V233H211ZM232 234H233V233H232ZM76 235H77V234H76ZM95 235H97V234L95 233ZM99 235H100V234H99ZM104 235H105V234H104ZM150 235H151V234H150ZM169 235H170V234H169ZM176 235H177V234H176ZM176 235H174V236H176ZM191 235H192V234H191ZM218 235H220V233H219ZM223 235H224V233H223ZM252 235H253V234H252ZM80 236H81V235H80ZM90 236H91V235H90ZM110 236H111V235H110ZM115 236H116V235H115ZM146 236H147V235H146ZM183 236H184V235H183ZM185 236H186V235H185ZM202 236H203V235H202ZM207 236H208V233H207ZM209 236H211V235H209ZM212 236H213V235H212ZM215 236H217V235L215 234ZM76 237H77V236H76ZM84 237H85V236H84ZM84 237H83V238H84ZM92 237H93V235H92ZM95 237H96V236H95ZM122 237H123V236H122ZM152 237H153V236H152ZM188 237H189V236H187V239H188ZM224 237H225V236H224ZM227 237H228V236H227ZM227 237H226V239H227ZM233 237H236V236H233ZM68 238H69V236H68ZM78 238H79V237H78ZM108 238H109V237H107V239H108ZM133 238H134V237H133ZM142 238H143V236H142ZM174 238H175V237H174ZM230 238H231V237H230ZM255 238H256V237L254 236V239H255ZM258 238H260V237H258ZM64 239H65V238H64ZM66 239H67V238H66ZM80 239H81V238H80ZM146 239H147V238H146ZM175 239H176L175 241L178 240L177 236H176ZM185 239H186V238H185ZM187 239H186V242H188ZM200 239H201V238H200ZM212 239H213V238H212ZM220 239H221V238H220ZM223 239H224V238H223ZM228 239H229V238H228ZM232 239H233V238H232ZM238 239H239V238H238ZM92 240H93V239H91V242H92ZM94 240H95V238H94ZM98 240L100 241V239H98ZM103 240H104V238L102 239V242H103ZM109 240H110V239H109ZM109 240H108V241H109ZM207 240H208V239H207ZM216 240H218V239H216ZM216 240H215V241H216ZM74 241H75V240H74ZM79 241H80V240H79ZM88 241H90L89 238H88ZM111 241H112V239H111ZM139 241H141V240H139ZM139 241H138V242H139ZM162 241H163V240H162ZM175 241H174V242H175ZM183 241L185 242L184 239H183ZM190 241H191V240H190ZM225 241H226V240H225ZM227 241H228V240H227ZM230 241H232V240H230ZM230 241H229V244H230ZM243 241H244V240H243ZM256 241H257V240H256ZM256 241L254 240V241H252V242L254 243V242H256ZM55 242H56V241H55ZM60 242H61V241H60ZM83 242H84V240H83ZM102 242H101V244H102ZM150 242H151V241H150ZM172 242H173V241L171 240L170 243H172ZM177 242H178V241H177ZM220 242H221V241H220ZM241 242H242V240H241ZM86 243H87V242H86ZM95 243H96V241H95ZM151 243H152V242H151ZM153 243H154V242H153ZM178 243H179V242H178ZM181 243H182V242H181ZM197 243H199V242H197ZM202 243H203V242H202ZM222 243H223V242H222ZM245 243H246V242H245ZM258 243H259V241H258ZM261 243H262V242H261ZM64 244H65V242H64ZM77 244L79 245L78 241H77ZM87 244H88V243H87ZM96 244H97V243H96ZM96 244H95V246H97ZM98 244H99V243H98ZM103 244H104V243H103ZM135 244H136V243H135ZM186 244H188V243H186ZM235 244H236V243H235ZM54 245H55V244H54ZM60 245H63V244L60 243L59 246H60ZM71 245H72V242H71ZM80 245H81V244H80ZM90 245H91V243H90ZM142 245H143V244H142ZM183 245H184V243H183ZM220 245H221V244H220ZM225 245H226V244H225ZM232 245H233V244H232ZM255 245H256V243H255ZM255 245H254V246H255ZM66 246H68V245H66ZM74 246H76V243H74ZM95 246H94V247H95ZM99 246H100V245H99ZM104 246H105V245H103V247H104ZM170 246H171V245H170ZM170 246H169V247H170ZM179 246H181V245L179 244ZM184 246H185V245H184ZM196 246H197V245H196ZM228 246H229V245H228ZM57 247H58V246H57ZM78 247H79V246H78ZM94 247H92V249H93ZM139 247H140V246H139ZM148 247H149V246H148ZM175 247H176V246H175ZM175 247H174V248H175ZM193 247H194V246H193ZM221 247H222V246H221ZM229 247H230V246H229ZM54 248H55V247H54ZM85 248H86V247H85ZM98 248H99V247H98ZM101 248H102V247H101ZM105 248H106V247H105ZM149 248H150V247H149ZM183 248H184V247H183ZM212 248H213V247H212ZM212 248H211V249H212ZM219 248H220V246H219ZM251 248H252V247H251ZM17 249H18V248H17ZM58 249H59V248H58ZM65 249H66V248H65ZM75 249H76V248H75ZM89 249H90V248H89ZM94 249H95V248H94ZM121 249H122V248H121ZM140 249H141V248H140ZM192 249H193V248H192ZM238 249H240V247H239ZM99 250H100V249H99ZM141 250H142V249H141ZM144 250H145V249H144ZM174 250H175V249H174ZM225 250H226V248H225ZM231 250H232V249H231ZM242 250H243V247H242ZM251 250H252V249H251ZM254 250H255V248H254ZM84 251H85V250H84ZM92 251H94V250H92ZM110 251H111V250H110ZM150 251H151V250H150ZM163 251H164V250H163ZM191 251H192V250H191ZM196 251H197V250H196ZM219 251H220V250H219ZM54 252H55V251H54ZM98 252H100V251H98ZM103 252H104V249H103ZM137 252H138V250H137ZM202 252H203V250H202ZM202 252H201V253H202ZM252 252H253V251H252ZM263 252H264V251H263ZM58 253H59V252H58ZM79 253H80V252H79ZM82 253H83V252H82ZM164 253H165V252H164ZM164 253H163V254H164ZM177 253H178V252H177ZM184 253H185V252H184ZM230 253H231V252H230ZM54 254H55V253H54ZM86 254H87V252H86ZM135 254H137V253H135ZM138 254H139V253H138ZM148 254H149V253H148ZM166 254H167V253H166ZM218 254H219V253H218ZM224 254H225V253H224ZM252 254H253V253H252ZM50 255H51V254H50ZM74 255H75V254H74ZM90 255H91V254H90ZM95 255H97V254H96V251H95ZM120 255H121V254H120ZM125 255H126V254H125ZM164 255H165V254H164ZM176 255H177V254H176ZM181 255H183V253H182ZM188 255H189V254H188ZM198 255H199V254H198ZM207 255H208V254H207ZM221 255H222V254H221ZM228 255H229V254H228ZM243 255H244V253H243ZM249 255H251V254H249ZM130 256H131V255H130ZM130 256H129V257H130ZM132 256H133V255H132ZM165 256H166V255H165ZM185 256H186V255H185ZM69 257H70V256H69ZM133 257H134V256H133ZM133 257H131V259H133V260L136 259L135 261H137L138 258H139L138 256H135V259H134ZM147 257H148V255H147ZM178 257H179V256H178ZM197 257H198V256H197ZM246 257H247V256H246ZM249 257H250V256H249ZM251 257H252V256H251ZM89 258H90V256H89ZM122 258H123V257H122ZM149 258H150V257H149ZM172 258H173V257H172ZM174 258H176V257H174ZM184 258H185V257H184ZM191 258H192V257H191ZM221 258H222V256H221ZM225 258H226V256H225ZM234 258H235V257H234ZM78 259H79V257H78ZM84 259H85V258H84ZM97 259H98V257L96 258V260H97ZM129 259H130V258H129ZM144 259H145V257H144ZM161 259H162V258H161ZM169 259H170V258H169ZM194 259H196V258L194 257ZM198 259H199V258H198ZM240 259H241V258H240ZM242 259H243V258H242ZM244 259H245V258H244ZM11 260H12V259H11ZM55 260H56V259H55ZM65 260H66V259H65ZM88 260H90V259H88ZM163 260H164V259H163ZM191 260H192V259H191ZM246 260H247V259H246ZM74 261H75V260H74ZM100 261H101V260H100ZM120 261H121V260H120ZM170 261H171V260H170ZM177 261H178V260H177ZM194 261H195V260H194ZM201 261H202V259H201ZM247 261H248V260H247ZM57 262H58V261H57ZM131 262H133V261L131 260ZM154 262H155V261H154ZM164 262H165V260H164ZM207 262H208V261H207ZM248 262H249V261H248ZM75 263H76V262H75ZM78 263H79V262H78ZM85 263H86V262H85ZM85 263H83V264H85ZM121 263H122V262H121ZM123 263H124V262H123ZM123 263H122V264H123ZM157 263H158V262H157ZM193 263H194V262H193ZM195 263H196V261H195ZM195 263H194V264H195ZM224 263H225V262H224ZM253 263H254V262H253ZM55 264H56V263H55ZM64 264H65V263H64ZM134 264H135V263H134ZM160 264H162V263H160ZM169 264H170V263H169ZM184 264H185V263H184ZM205 264H206V263H205ZM218 264H219V263H218ZM257 264H258V263H257ZM263 264H264V263H263Z\"/></svg>", "mask_w": 264, "mask_h": 264}]
</instances>
